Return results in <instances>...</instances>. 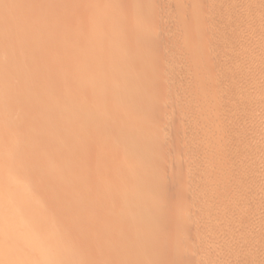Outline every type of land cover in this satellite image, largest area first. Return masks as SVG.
Returning a JSON list of instances; mask_svg holds the SVG:
<instances>
[{"label": "rangeland", "instance_id": "rangeland-1", "mask_svg": "<svg viewBox=\"0 0 264 264\" xmlns=\"http://www.w3.org/2000/svg\"><path fill=\"white\" fill-rule=\"evenodd\" d=\"M20 1H21V4H20ZM57 1V2H56ZM65 1H67V2H65ZM0 0V9L2 8V9H4V10H0V12H3V11H5L6 10V7H10L9 9H10V11L8 10V8H7V11H5L4 13H5V15L7 16V14L8 13H10L11 12V10H13V12H11L10 14L11 15H8V18H10V19H8L7 21L5 20V19H7V18H4V16L5 15H1L0 14V50H1V52H0V101H2V102H0V105L2 106H0V130H2V131H0V150H2L3 151V148H4V146H5V148H9L10 149V151L8 150V149H5L4 148V151L6 150V151H9L8 153H10L11 152V147H14V148H12V149H14L13 150V154L15 155V157H13L14 159L13 160H11V162L12 161H14L16 164H18L19 166H20V168H19V187H20V185L21 186H26V184H30V185H27L28 186V192H31V193H29V195L30 196H27V197H23V198H20V199H22L23 200V202L22 201H20V204L22 205V203H23V208H24V210L27 208V210H25L26 212L27 211H29L28 209H30L31 207H32V212H34L35 214L36 213H41L43 210V212H45V210H47V212H49V214H51L52 215V217H53V219H52V221L54 220V221H57V219H62V220H64V222H63V224H62V222H61V226L60 225H58V227H60V228H62V227H64V228H67L68 227V229H65V230H70V228L72 227V226H74V227H76V224H75V222H73L74 220H73V217L75 218V219H77V220H81L82 219V223H81V227L83 228V230L85 231L84 233H83V235L81 236V240L85 243V244H87V246L86 245H84V247H86V249L85 248H83V254H85V255H87V257H85V260H86V262L84 263V264H102V263H100L101 261L103 262V264L105 263V264H111L112 263V261H113V263L112 264H137V262H138V260H137V262H136V259L134 260V259H130V260H128L127 259V257H126V255L125 254H120L119 253V251L118 250H116V251H113V253H112V251H109V252H111V253H109L108 254V252H107V254L106 253H103V251L102 250H105L104 249V247L106 246V245H108L107 244V241L109 240H111L112 241V239H114V244L113 245H116L117 246V244H118V246H121L122 244L121 243H123V245L128 241V239L130 238L129 236H130V234L129 233H123V234H121L120 235V233L119 232H117L118 230H120V232L122 233L123 232V227H121L120 229H119V226H121V223L123 224L124 223V220H122V218H121V221H119L120 220V218H119V215L120 214H118V216H111L110 215V212H111V210L110 209H113V207H114V209L113 210H115V206H111V207H109V206H106V208L108 209L109 208V210L107 211V209H105V206H104V208H101V209H98V207H97V202H96V198L100 195V192L98 193L99 195H95L94 193H96V191L94 192V190L96 189L94 186L95 185H97V186H99L100 184L99 183H101V180L102 179H104V178H106V177H108L107 175H109V174H106V172L107 173H109L110 172V174H113V172L114 171H118L119 169H120V166L119 165H121L120 163H115V165L113 164V168L112 167H110L109 168V170H107L105 173H104V175L106 174V176H104V177H101V173H98V176L100 177V179H99V177L97 176V173H95V172H97L98 170H99V165H101L100 166V168H101V170H102V165H103V163L105 162L104 161V158H106L107 156H105V155H109L111 152L110 151H112L113 152V146L112 145H114L117 149L118 148H120L121 146H124V145H126L127 144V142L129 141V138L128 137H130V136H134V135H131L130 133L132 132V129L131 128H129L128 130H127V132H125V134H123V132L122 133H118L117 131H118V129H115V131L114 130H112L111 131V133H109V134H111L110 135V137L111 136H113V133L114 134H116V132H117V134H118V137H116V139L117 140H115V143H114V140L113 139H115V138H111V140H112V142H113V144H110L112 147H109V143L107 142V139L109 138H107V135H104V133H103V136L104 137H101V133L97 130V129H99V128H97V127H99L101 124H100V122H99V124H96V123H98V119L96 120V118H101V119H99V121L100 120H104V118H105V120L104 121H102V125H106V124H104V123H111L112 125L111 126H113V127H115V126H117V128H118V124H120V122H119V120H120V118L122 119L123 118V113L124 112H129V110H131V111H133V113H140V111L142 112V113H145V112H143L142 110H146V112L148 111L147 109H149V111L151 112V111H154V110H150L152 107L151 106H153L154 107V105L156 104H161V103H163L164 104V107H163V105H161L162 107H157V106H155V107H157V109L158 108H161L158 112H156L157 114L159 113L160 115L162 114V113H165L167 110H170V109H172L173 111H176V113L178 112V114L182 111V109H184L185 111H189L190 109H188L187 107H190V105L192 106V108H191V110H190V112L193 110V112L191 113V114H189L190 112H188V116H190L189 117V121H190V119L192 120V121H190L191 123H189L190 125L192 124V122H193V127H196V128H198L197 129V131L199 132V134H200V132H204V136H205V133L206 134H210L209 136L208 135H206V136H208L206 139H202V137H203V134L201 133L200 134V136H202V137H200L199 136V138H200V142H201V140H202V142H201V144H198L197 143V141H194L195 139H197V138H195V137H197L196 136V134H194V136H191L190 137V135L189 136H187V137H185L186 139H191L190 141H192V139H193V141L192 142H194L195 143V147L194 148H192L193 149V151L194 150H197L198 151V149L199 150H201V151H204L205 150V153L204 152H202V153H204L205 154V157L204 158H202V156H200L201 158L200 159H203V160H199V162H198V165H199V169H200V167H201V165L199 164V163H201V162H204L205 164L209 161L210 162V164L212 163V169L213 168H216L218 171H216V169H213V173H214V171H215V174L217 173V174H219V173H221L222 175H220V176H218V177H213V175H212V177L211 178H209V176H207V174H204V177H208V179H204V178H202L203 176H200V178H197L196 179V181L197 182H195V180H193V182H192V185L194 184V183H198L197 184V186L196 187H198V188H201V191H200V189H197V191L196 192H201V195L202 194H204V195H202V198H201V200H198L199 199V197H201V195L200 194H196L197 196H196V198H198V199H196L197 201H198V203L195 205L194 204V206L192 205L191 207L192 208H188L189 209V213L193 216V214H195L193 217L194 218H197L196 219V221L198 220V223L197 224H200L201 223V225H202V227L204 226V224H205V226L204 227H206V230H205V228H204V230L203 229H198L199 227H200V225H198V227H195L194 226V228L196 229H194L192 232L194 233V232H197V230H199L198 232V234H194V236L195 237H197V238H195V239H191L192 241H194L195 243H193L192 241H191V244H189L188 245V248L185 246V244H184V246L185 247H183L182 248V244L180 243V244H177L176 242H175V240L179 243V241H178V239H180L179 237H178V234H177V236H174V235H176L175 233H172V235L174 236V238L172 237V235H171V238L173 239V241L171 240V241H169L171 238H169V240H167V238H166V233L164 234H162L161 235V237L160 238H162L163 237V239L164 240H160V238L159 239H157V236L155 235V239H153V237H154V235H150L149 234V237H150V239L148 238V240L149 241H147V238L144 240V239H142V240H139V241H137L138 242V244H143V241H146V242H144V244L142 245V246H144L143 247V249L141 248V254L142 255H144L145 254V257H143L141 260H139V262H138V264H154V262H155V264H184V262L182 263L181 262V260H183V259H185V258H187L188 259V257H189V259H190V256H191V253H189V252H187L188 250H189V248H190V250H192L193 252H195L196 253V256L202 261V259L200 258V253L202 254V255H204L205 254V256H202V257H204V259H203V263L202 264H264V66H261L262 68H261V70H260V75H261V72L263 71V73H262V75L261 76H259L258 77V74H257V77L255 76V74L252 72V71H249V75H246V77H245V81H244V78H242V80L244 81V85H246L247 87H249L248 89H254V88H257V89H259L260 91L258 92V95H260V96H258L259 97V99L257 100V102L255 101V103H256V107H255V103H254V101H253V103H252V101L250 100H247V99H245V98H240V97H238L237 96V94L235 95L234 94V92H233V88H234V86H233V84L235 83L236 84V81H238L239 79L237 78V76L235 75L236 74V72H234V70H233V72H232V74H231V72H228V74H227V72L225 73H222L221 72V74L219 73L218 75H217V72H215L214 73V71H216V67H220L222 64H223V66H224V64L226 65V62L228 61V59H227V57H229V55L231 54V53H236V54H240L238 51H240V52H242V49H238V46H236V44H235V42H236V40L239 38V37H242L241 35L242 34H238V33H240V31H241V33H244V25L243 24H246L245 22H247L246 20H248L249 18L251 19V17L253 18V17H255V16H261V14L264 16V12L262 13V11L264 10V2L262 3L263 4V9L261 8V6H262V4H261V6H258L259 4H257V6L258 7H260L261 9H262V11H261V9H258V7L256 6L255 8H257V11L255 10V9H253V10H251L252 11V13L253 14H256V15H254V16H252V15H250V17L248 18V16H249V14L251 13V12H249V14H248V16L245 14V9L243 8L244 6H245V4H244V6L243 5H241L240 6V4H243V2L245 1V0H234L233 1V3H234V5L235 6H233V4L232 5H230L229 3L227 4L226 2H224L225 0H216V1H214V0H155L154 1V3H156L154 6H155V8H154V6L152 7V0H140L141 2H139V0H127V1H122V0ZM111 3H110V2ZM112 1H114V2H112ZM122 1V2H121ZM133 1V2H132ZM148 1H150V2H148ZM175 2V6H173L174 5V2ZM190 1V2H189ZM210 1H212V3L210 2ZM227 2H230L231 0H226ZM242 1V2H241ZM13 2V3H12ZM18 2H19V4H18ZM59 2H62V3H59ZM84 2V3H83ZM92 2H93V5H92ZM94 2L96 3V4H94ZM130 2V3H129ZM146 2V3H145ZM177 2V3H176ZM181 4H180V3ZM186 2V3H185ZM210 2V4H208ZM232 2V1H231ZM239 2H241V3H239ZM6 3L8 4V5H6ZM36 3H38V4H36ZM50 3H52V4H50ZM66 3V6L64 5ZM69 3V4H68ZM77 3V4H76ZM88 3H89V5H88ZM98 3V4H97ZM146 5H145V4ZM148 3H151V4H148ZM42 4L44 5L43 7H42ZM55 4H57V5H55ZM61 4H62V6H61ZM76 4V5H75ZM81 4V5H80ZM108 4V5H107ZM127 4V5H126ZM144 4V9L141 7V5H143ZM148 4V5H147ZM171 4V5H170ZM182 4H184V5H182ZM191 5V6H189V5ZM237 4V5H236ZM239 4V5H238ZM79 5V7H77ZM83 5H85V6H83ZM138 5V6H137ZM150 5V7H148ZM189 7H188V6ZM35 6V7H34ZM54 6V7H53ZM93 7L92 9H89V10H87L88 8L87 7H89V8H91V7ZM132 6V7H131ZM134 6V7H133ZM146 6L148 7V11L150 12V13H148V11H147V8H146ZM157 6V7H156ZM171 6V7H170ZM255 6V5H254ZM46 7H47V9H46ZM76 7H77V9H76ZM82 7V8H81ZM100 7V8H99ZM105 7V8H104ZM122 7H123V9L125 8V7H129L128 9L127 8H125L124 9V11H122ZM163 7V8H162ZM174 7V8H173ZM193 7V8H192ZM241 7L243 8V9H241ZM12 8V9H11ZM19 8V9H18ZM32 8H33V10H32ZM35 8H36V10H35ZM57 8V9H56ZM81 8V9H80ZM95 8V9H94ZM132 8V9H131ZM152 8V9H151ZM177 8V9H176ZM179 8V9H178ZM185 8V9H184ZM189 8V9H188ZM191 8H192V10H191ZM254 8V7H253ZM43 9V10H42ZM45 9V10H44ZM51 9V10H50ZM53 9V10H52ZM73 9V10H72ZM85 9V10H84ZM105 9V10H104ZM136 9V10H135ZM151 9V10H150ZM163 9V10H162ZM199 9V10H198ZM26 10V11H25ZM66 10V12H64ZM75 10V11H74ZM97 10H98V12H97ZM126 10H128V12L126 11ZM133 10V11H132ZM185 10V11H184ZM186 10H187V12H186ZM260 10V11H259ZM9 11V12H8ZM21 11V12H20ZM23 11V12H22ZM30 11H32V12H30ZM53 11V12H52ZM71 11V12H70ZM85 11V12H84ZM90 12V13H88V12ZM93 12V14H92V12ZM104 11V12H103ZM141 11H143V12H141ZM153 11V12H152ZM193 11V12H192ZM255 13H254V12ZM6 12H7V14H6ZM16 12V13H15ZM25 12V13H24ZM27 12V13H26ZM45 12V13H44ZM80 12V13H79ZM94 12H96V14L94 13ZM103 12V13H102ZM110 12V13H109ZM118 12V13H117ZM134 12V13H133ZM158 12V13H157ZM161 12V13H160ZM195 12H197V13H195ZM261 12V13H260ZM14 13V14H13ZM28 13L30 14V15H28ZM52 13V14H51ZM73 13V14H72ZM75 13V14H74ZM83 13V14H82ZM88 13V14H87ZM100 13V14H99ZM114 15H113V14ZM132 13V14H131ZM141 13V14H140ZM147 13V14H146ZM153 13H155V14H153ZM182 13V14H181ZM230 13V14H229ZM251 13V14H252ZM259 13V14H258ZM21 14V15H20ZM23 14V15H22ZM32 14V15H31ZM36 16H35V15ZM40 14V15H39ZM55 14V15H54ZM58 14V15H57ZM107 14V15H106ZM126 16H125V15ZM137 14V15H136ZM138 14H139V16H138ZM151 14V15H150ZM159 14V15H158ZM198 14V15H197ZM246 15V17H242V15ZM13 15L14 16H16V17H13ZM19 15V16H18ZM50 15H52V16H50ZM88 15V16H87ZM90 15V16H89ZM179 15H181V17L179 16ZM196 15V16H195ZM241 15V16H240ZM23 16V17H22ZM26 16H28V17H26ZM38 16V17H37ZM47 16V17H46ZM56 16H58V17H56ZM73 16H75V17H73ZM113 16V17H112ZM115 16H116V18H115ZM124 16V17H123ZM177 16V17H176ZM195 16V17H194ZM238 16H240V17H238ZM13 17V19L15 18L16 20H15V22L17 21L18 22V20H19V22L17 23H15V24H10L11 26H9L8 24L10 23V22H8L9 20L11 21V23H12V21L13 20H11V18ZM23 19H22V18ZM63 17V18H62ZM70 18V19H68V18ZM72 17V18H71ZM80 17V18H79ZM87 17L89 18V19H87ZM120 19H119V18ZM128 19H127V18ZM148 19H147V18ZM237 17H238V19H237ZM33 18V19H32ZM79 18V19H78ZM94 18V20H92ZM145 18V19H144ZM163 19V21H162V19ZM195 18H196V20H195ZM215 19L214 21H215V23H214V21H213V19ZM240 18V19H239ZM243 18V19H242ZM245 18V19H244ZM18 19V20H17ZM54 19V20H53ZM124 19H127V20H124ZM133 19H135V20H133ZM142 19V20H141ZM216 19H218V20H216ZM261 20H262V17L260 18ZM2 20V21H1ZM30 20H32V21H30ZM39 20V21H38ZM48 20V21H47ZM57 20H58V22H57ZM62 20H64L63 22H62ZM69 20V21H68ZM73 20V21H72ZM75 20V21H74ZM88 20V21H87ZM100 20V21H99ZM130 20L132 21V22H130ZM159 20L160 21H162L163 22V24H162V27H161V22H159ZM212 20V21H211ZM233 20V21H232ZM241 20H243L242 22H244V23H242L241 24V22L240 21ZM263 20H264V17H263ZM6 21V22H5ZM50 21V22H49ZM54 21V22H53ZM56 21V22H55ZM95 23H94V22ZM157 21V22H156ZM205 21V22H204ZM225 21V22H224ZM235 21V22H234ZM14 22V21H13ZM24 23V25H23V23ZM48 23V24H46L45 25V23ZM69 22H70V24H69ZM84 23V24H82L81 25V23ZM154 22V23H153ZM156 22V23H155ZM158 22L160 23V25L158 26ZM208 22V27H207V24H205V23H207ZM211 22H213V23H211ZM224 22V23H223ZM232 24H231V23ZM238 22H240V23H238ZM5 23V24H4ZM8 23V24H7ZM59 23H60V25H59ZM63 23V24H62ZM78 23V24H77ZM130 25H129V24ZM133 23V24H132ZM213 24L214 25V27L212 26V28H210L211 26V24ZM227 23H229V24H227ZM264 23V22H263ZM43 24V25H42ZM75 24V25H74ZM97 24V25H96ZM154 24H156V28H155V26H154V28H152V25H154ZM205 24V25H204ZM210 24V25H209ZM223 24H225V26L223 25ZM227 24V25H226ZM238 24V25H237ZM49 25V26H48ZM79 25V26H78ZM95 25V26H94ZM99 25H102V26H99ZM126 25V26H125ZM132 25V26H131ZM231 25V26H230ZM234 25H236V26H234ZM243 26V27H241V26ZM7 26V27H6ZM68 26V27H67ZM73 26H75L74 28H73ZM126 27V29H125V27ZM137 26V27H136ZM264 26V25H263ZM263 26L262 27H260L261 29L263 28ZM46 27V28H45ZM106 27V28H105ZM116 27V28H115ZM158 27V28H157ZM161 27V28H160ZM228 27H230L229 29H228ZM16 28V29H15ZM25 28V29H24ZM58 28V29H57ZM78 28V29H77ZM86 28V29H85ZM88 28V29H87ZM92 28V29H91ZM103 28H105V29H103ZM115 28V29H114ZM234 28V29H233ZM239 28H240V30H239ZM34 29V30H33ZM45 29V30H44ZM94 29V30H93ZM99 29H101V30H99ZM122 31H120V30ZM144 30L145 32H147V35H149L151 38H152V36L154 37H156L157 35V39L158 40H156L157 42H158V44H157V42H156V44L155 45H157L158 47H157V49H156V46L154 45V46H152L151 44V46H149L148 44H145V43H142V41H143V37H140V36H142V34H141V31L142 30ZM153 29V30H152ZM155 29V30H154ZM159 29V30H158ZM235 31H233V30ZM32 30V31H31ZM40 30V31H39ZM63 30V31H62ZM66 30V31H65ZM80 30H81V32L82 33H80ZM91 30H93V31H91ZM126 30V31H125ZM263 30H264V28H263ZM20 31V32H19ZM57 31H58V33H57ZM73 31V32H72ZM78 31V32H77ZM97 33H96V32ZM155 31V32H154ZM158 33H157V32ZM9 34H8V33ZM19 32V33H18ZM33 32H35V33H33ZM46 32V33H45ZM53 32V33H52ZM76 34H75V33ZM94 34H93V33ZM108 32H110L109 34H108ZM231 32V33H230ZM264 32V31H263ZM2 33H4V34H2ZM12 33V34H11ZM100 33V34H99ZM105 33V34H104ZM124 33V34H123ZM135 33V34H134ZM140 33V34H139ZM154 33H156V35H154ZM234 33V34H233ZM7 34H8V36H7ZM20 34H21V37H20ZM27 34V35H26ZM42 34H44V35H42ZM55 34V35H54ZM59 34V35H58ZM63 34V35H62ZM81 34V35H80ZM236 34V35H235ZM3 35V36H2ZM11 35V36H10ZM17 35H19L18 37H17ZM56 35H57V38H56ZM88 35V36H87ZM116 35H117V37H116ZM119 35V36H118ZM126 37H125V36ZM2 36V37H1ZM13 36H14V38H13ZM23 36V37H22ZM41 36V37H40ZM68 36V37H67ZM261 37H262V35H260ZM34 37V38H33ZM39 37V38H38ZM42 37H44L43 39H42ZM47 37V38H46ZM76 37V38H75ZM160 37V38H159ZM18 38V39H17ZM26 38H27V40H26ZM29 38V39H28ZM40 38H41V40H40ZM47 40H46V39ZM61 38V39H60ZM65 38V39H64ZM79 40H78V39ZM84 38V39H83ZM123 38H125L126 40H130L129 42L131 43V44H133L132 43V41L131 40H133V42L134 41H136L135 43L137 44V46H138V48L139 49H137L136 47V45L135 44H133V45H129V46H127L128 45V43H127V41L126 40H124ZM128 38V39H127ZM141 39V40H139V39ZM155 38V39H156ZM21 39V40H20ZM25 39V40H24ZM56 39V40H55ZM68 39H70V40H68ZM77 39V40H76ZM118 39L119 40H123V41H121V43L122 42H125L124 44L122 43V45H120L121 43H120V41H119V45L120 46H123V48L122 49H117V43H118ZM138 39V40H137ZM2 40L5 42V44L2 42ZM40 40V41H39ZM76 40V41H75ZM110 40V42L112 43V44H110V43H108V41ZM115 42H114V41ZM117 40V41H116ZM159 40H160V42H159ZM13 41V42H12ZM27 41V42H26ZM53 41V42H52ZM59 41V42H58ZM67 41V42H66ZM71 41V42H70ZM78 41V42H77ZM99 41H102V43L101 44H99L100 42ZM113 41V42H112ZM167 41V42H166ZM170 41V42H169ZM262 42H264V33H263V39L261 40ZM31 44H30V43ZM43 42V43H42ZM96 42V43H95ZM141 44H140V43ZM144 42V41H143ZM165 44H164V43ZM29 43V44H28ZM57 43V44H56ZM95 43V44H94ZM108 43V44H107ZM180 43V44H179ZM14 44V45H13ZM39 44V45H38ZM49 44H50V46H49ZM60 44V45H59ZM69 44V45H68ZM99 44V45H98ZM117 44V45H116ZM125 44H127L126 46H124ZM138 44H140V45H138ZM164 44V45H163ZM167 44V45H166ZM172 44H173V47H172ZM34 45H36V46H34ZM46 45V46H45ZM55 45V47H53L52 48V46H54ZM65 45V46H64ZM72 45V46H71ZM93 45V46H92ZM112 45H115V47H113ZM171 47H169V46ZM177 45V46H176ZM178 45H179V47H178ZM27 46V47H26ZM32 47L31 49H30V47ZM71 46V47H70ZM83 46V47H82ZM95 46V47H94ZM130 46H132V50H133V52H134V54H131L132 53V51H131V47ZM134 46V47H133ZM162 46V47H161ZM2 47L4 48V49H2ZM43 47V48H42ZM45 47V48H44ZM48 47V48H47ZM57 47V48H56ZM65 47H67V48H65ZM84 47H85V49H84ZM94 47V48H93ZM119 47V46H118ZM6 48V49H5ZM34 48V49H33ZM42 48V49H41ZM52 48V49H51ZM63 48V49H62ZM82 48V49H81ZM111 48H113L114 50H112ZM163 48H165V49H163ZM173 48V49H172ZM55 51H54V50ZM59 49H61V50H59ZM74 49V50H73ZM76 49V50H75ZM79 49H81V50H79ZM90 49V50H89ZM111 49V50H110ZM125 49V50H124ZM127 49V50H126ZM134 49H136L135 51H134ZM168 49H171L172 50V54H173V58L171 57L170 58V56H172V54H171V51H170V55H169V59L170 60H168V62H167V60L165 59V61L163 62V63H165L166 62V64H164L163 66H164V69L167 67L166 65L169 63V61H171L170 63H172V61H175L176 59L174 58L175 57V55L176 56H178L177 58V62L175 61V63H176V65L178 66V67H180V68H182L183 66H185V67H183L182 68V70H180V68H178L177 67V69H173L174 67H175V63L173 62L172 64L173 65H170V67L172 66V68H166V69H172L174 72H176V70L178 71H180L181 73H182V75H181V73L179 72V74L178 75H180L181 77H179L178 75H176L175 77H176V79H177V83H176V81H174V80H176L175 79V77L173 78V79H171V78H169L170 80H168V82H166L167 84L166 85H168V83L169 82H171V80H173L172 82H171V85L173 84V82H175V84L177 85V84H179V83H181L180 84V87L181 86H184V87H181V90H180V88L179 87H177L175 84H173V87L170 85L169 87L170 88H168V86H167V88H165V87H161V85L159 86V89H161V88H164L165 89V94H160V96L162 97V98H168L167 99V102H166V99L164 100L166 103H164V101H161V100H157V96H158V93H161L160 91H158L159 89L158 88H156V90L158 91V93H156L157 94V98H155L154 100H153V103L155 102V104H153V103H151L152 102V99L151 100H147L146 102H145V105H144V103L142 104L143 106H141L140 105V107H139V109L138 108H135V109H133L132 110V108L131 107H129L127 104L125 105L124 103H121V105L120 104H118V106H116V104H114L116 107H113V105H110V102H109V108H103L104 106H107L108 105V103H106L107 101L106 100H111V98H109V97H111V96H108L107 94H106V96H103V94H101L100 96H102V97H100V100L101 101H99V99H97V96H95L94 95V91H93V87L95 88V85H92V83L90 84V85H92L91 86V88H92V92L90 91V90H88L87 88H85V94L88 96L89 94H90V92L92 93L90 96H86L85 94H83V92H81L82 93V95L85 97V98H83V96L81 95V94H79V95H81V97H82V100L84 99V101H87L86 103H89L90 104V106H92V103H90V102H93L94 104H93V106H92V108L91 109H94V106L95 107H98V108H100V109H98V108H96V111H98L95 115H93V118H91V120H87L86 122H83V120H82V118L80 117V118H77V119H75V118H73L72 117V114H71V119L68 117V114H67V116H65L64 114L62 115V113H63V111H65L64 110V108H61V107H65V105L66 106H68L69 104H70V106L69 107H71V105H72V107L74 106V104H75V106L76 105H78V106H76V107H74L75 108V110H79L80 108H81V106L83 107V105L84 106H86L87 104L85 103V102H83L82 101V103H84V104H80L79 105V101H81V99L80 100H78L79 98H80V96L78 97V95H73V96H71L70 98H68L67 99V96L66 95H70V92H71V94H75V93H77V92H75L73 89H77V90H79V91H83V89L82 88H84V87H87V86H82V84L80 83L81 82V80L80 79H82V78H78L79 76H81V74H79L78 75V77H75L76 79L78 78V80H77V82H76V80L74 79V78H72V76H70V73H71V70H72V72H74V69H76L77 68V71H79V73L80 72H82V70H85L86 68H87V70H88V68L89 67H87L88 65H90L91 67H90V69H92V64L96 61V62H99L98 64L99 65H101V67L103 68V71H104V73L101 71L102 70V68H101V70L99 71L98 70V73H97V71L95 72L94 71V74H96V76H98L97 74H99V76H102V75H104V76H102L101 78L99 77V79H102V78H107L108 79V76L109 77H113V75H114V72H115V75H117L116 77H118L119 79H120V77L121 76H123V77H121V80L120 81H122L123 79H125L126 78V80H127V78H131V76H133L132 74H134V71L136 70H134V67H133V69H132V66H130L131 64H130V62L131 61H129V63H127L126 64V58L128 57V56H130V59H128V60H132V62L135 60L134 58L136 57V56H139V55H141V58H142V56L144 57H146V55L147 56H151V57H154V56H156L157 57V55L159 56L160 55V53L162 54H164L166 51H168ZM176 49V50H175ZM191 49V50H190ZM5 50V52H3V51ZM28 50V51H27ZM77 50H78V53H77ZM112 52L113 51V53H111L110 54V51ZM173 50H174V52H173ZM193 50H194V52H193ZM211 50V51H210ZM30 51V52H29ZM48 51V52H47ZM70 53H69V52ZM75 51V52H74ZM127 51H129V52H131V53H129V52H127ZM155 51V52H154ZM165 51V52H164ZM168 51V52H169ZM184 51V52H183ZM189 53H188V52ZM207 51V52H206ZM236 51V52H235ZM253 53H255L256 52V49H254L253 48V50H251ZM50 52V53H49ZM55 52V53H54ZM73 52V53H72ZM107 52H109V56H108V54H107ZM158 52H160L159 54H157ZM167 52V53H168ZM211 52H212V54H211ZM251 52V53H252ZM44 55H43V54ZM58 53H59V55H58ZM126 53H129V54H131L132 56H134L135 55V57H132L131 55H125ZM137 55H136V54ZM167 53H165V56H166V54ZM208 53H209V55H208ZM213 53H215V54H213ZM100 54V55H99ZM154 54V55H153ZM204 54V55H203ZM103 55V56H102ZM105 55H107L106 57H105ZM167 55V56H168ZM197 55V56H196ZM211 55V56H210ZM214 57H213V56ZM216 55H218V56H216ZM222 55V56H221ZM44 56V57H43ZM58 56V57H57ZM224 56V57H223ZM225 56H226V58H225ZM241 56V55H240ZM239 55L237 56L236 55V57H240ZM65 57V58H64ZM72 57V58H71ZM83 57V58H82ZM101 57H104V58H102L103 59V61L102 62H104V59H105V63H106V66H105V64L104 63H102V62H100L101 61ZM122 57L124 58V59H122ZM126 57V58H125ZM133 59H132V58ZM140 57V56H139ZM182 57V58H181ZM203 57V58H202ZM223 57V58H222ZM235 57V58H236ZM40 58V59H39ZM42 58V59H41ZM43 58H44V60H43ZM75 58V59H74ZM167 58V59H168ZM215 58V60H212V59H214ZM220 58V59H219ZM52 59V60H51ZM54 59V60H53ZM76 59H78V60H76ZM92 59V60H91ZM93 59H94V61H93ZM121 59H122V61H121ZM171 59H173V60H171ZM175 59V60H174ZM221 59L223 60V62H225V63H222V61H221ZM225 59H227V60H225ZM37 60V61H36ZM58 60V61H57ZM63 60V61H62ZM64 60H66V61H64ZM72 60V61H71ZM73 60L75 61V63L73 62ZM85 62H84V61ZM98 60V61H97ZM210 60V61H209ZM225 60V61H224ZM52 61V62H51ZM53 61H55L56 62V64L53 62ZM87 61V62H86ZM150 61V60H149ZM148 61V63H150ZM216 63H215V62ZM219 61V62H218ZM49 62V63H48ZM59 62H60V64H59ZM64 62V63H63ZM82 62V63H81ZM124 65V64H126L125 66H123L121 63ZM128 62V61H127ZM210 62V63H209ZM218 62V63H217ZM220 62L222 63L221 65H220ZM42 63H43V66H42ZM47 63V64H46ZM66 63V64H65ZM69 63V64H68ZM73 63V64H72ZM80 63V64H79ZM85 63V66L83 65ZM107 63H108V66H107ZM112 63V64H111ZM117 63H119V65H115V64H117ZM151 63H153V61L151 60ZM162 63V62H161ZM160 63V64H161ZM162 63V64H163ZM227 63H230V64H233L232 62H230V60H229V62H227ZM62 64H63V66H62ZM73 66H72V65ZM77 66H76V65ZM97 64V63H96ZM95 63H94V65H96ZM133 64V63H132ZM186 64V65H185ZM205 64H207L206 66H205ZM217 64V65H216ZM64 65H65V67H64ZM81 65H83L82 67H81ZM121 65V67H119ZM181 65V66H180ZM190 65V66H189ZM191 65H192V68H190L191 67ZM209 65V66H208ZM216 65V66H215ZM228 65V64H227ZM262 65H263V62H262ZM59 66H61V69H60V67ZM67 66V67H66ZM103 66H105V67H103ZM113 66V67H112ZM131 67V68H129V72H128V70L127 71H125L126 69H128L127 67ZM135 66V65H134ZM163 66H161L162 67V69H163ZM169 66V65H168ZM211 66V67H210ZM56 67V68H55ZM80 69H82L81 71L80 70H78L79 68ZM83 67H84V69H83ZM93 67H95V66H93ZM99 67V66H98ZM136 67V66H135ZM187 67H188V69H187ZM47 68V69H46ZM51 68H53V69H51ZM110 68V69H109ZM115 68V69H114ZM119 70H118V69ZM123 68L125 69V70H123ZM158 68H160V67H158ZM176 68V67H175ZM186 68V69H185ZM206 68H208V69H206ZM215 70H214V69ZM2 69V70H1ZM43 69V70H42ZM60 69V72L59 71H56V70H59ZM63 69V71H64V73H68V72H70V73H68V74H64V73H62V70ZM109 71V72H107V70ZM114 69V70H113ZM132 69V70H131ZM184 69V70H183ZM4 70V71H3ZM41 70V71H40ZM86 70V71H87ZM94 70V69H93ZM155 70H156V68H155ZM155 70H150V73H153V74H155V72L157 71H155ZM169 70V71H170ZM171 70V71H172ZM186 70V71H185ZM211 70V71H210ZM37 71V72H36ZM40 71V72H39ZM53 73H52V72ZM65 71H67V72H65ZM77 71H75L74 73H76ZM117 71V72H116ZM119 71H122V72H124V74L122 73V72H120L119 73ZM131 71H133V73L131 72ZM185 71V72H184ZM198 71V72H197ZM50 72V73H49ZM58 74V76H57V74ZM84 72V71H83ZM100 72H101V74H100ZM148 72H149V70H148ZM147 72V75L149 74ZM184 72V73H183ZM187 72V73H186ZM206 72V73H205ZM209 72V73H208ZM4 73V74H3ZM48 73V74H47ZM61 73L63 74V77L64 76H66V77H64V78H62V79H59V78H57V77H59V75H60V78H61ZM111 73V74H110ZM116 73H119L121 76H119V74H116ZM126 73V74H125ZM130 73H132L131 75H130ZM213 73V74H212ZM2 74V75H1ZM55 75V76H53V77H51V75ZM161 74V73H160ZM207 74V75H206ZM41 75V76H40ZM46 75V76H45ZM69 75V76H68ZM71 75H72V73H71ZM74 76H76L77 75V73L76 74H73ZM112 75V76H111ZM125 75V76H124ZM150 75V74H149ZM162 75V74H161ZM73 76V77H74ZM128 76V77H127ZM151 76V75H150ZM183 76H185V77H183ZM189 76V77H188ZM220 76V77H219ZM234 76V77H233ZM236 76V77H235ZM3 79H2V78ZM48 77V78H47ZM68 77V78H67ZM125 77V78H124ZM179 77V78H178ZM192 77V78H191ZM193 77H195V79L193 78ZM208 77H210V78H208ZM71 78L75 81H72L71 80ZM114 78H115V76H114ZM113 78V79H114ZM168 78V77H167ZM166 78V79H167ZM185 78V79H184ZM192 79V80H190V79ZM216 78V79H215ZM261 78H262V81H261ZM49 79V80H48ZM112 79V80H113ZM165 79V80H166ZM182 79L184 80V81H182ZM206 79V83H208V81H209V83H211L210 85L209 84H206V83H204V84H202L203 82H205L204 80ZM238 79V80H237ZM55 80V81H54ZM96 80H98L97 79V77H96ZM111 79H110V81L111 82H113ZM187 80H189V81H187ZM210 80H211V82H210ZM241 80V79H240ZM260 82H259V81ZM67 81V82H66ZM69 81L71 82H73V86H74V88H72V87H68L67 85H69L70 83H69ZM107 81H109V79L107 80ZM125 81V80H124ZM153 81V80H152ZM167 81V80H166ZM181 81V82H180ZM187 81V82H186ZM64 82H66V83H64ZM93 82H96L95 81V79H93ZM111 82H110V85H111ZM117 82V81H116ZM142 82V88H139V87H137V89H138V93H140V95L137 93V97L139 96V97H142V95H144V93H146L147 92V94H149V91L151 92L152 91V89H154L155 87H158L157 85H159V84H154V83H156L155 81H154V83L153 82H148V80H147V82H146V80H143V81H141ZM179 82V83H178ZM183 82V83H182ZM184 82H186V85H185V83ZM80 83V85H78ZM146 83V84H145ZM148 83V84H147ZM151 83V84H150ZM157 83H159V82H157ZM188 83H190V84H188ZM194 83V84H193ZM197 83H201L200 85H198ZM213 83H214V85H213ZM232 83V84H231ZM51 86H50V85ZM59 84V85H58ZM62 84H67L66 85V88H65V86L63 85L62 86ZM77 85L79 88H80V86L82 87V88H80V89H78V88H76L77 86H75V85ZM113 84H117V83H115V81H114V83ZM112 84V85H113ZM192 84H193V87L195 88V86H197L196 87V90H194L193 89V87H191L192 86ZM234 84V85H235ZM9 85V86H8ZM55 85V86H54ZM72 85V84H71ZM90 85H89V87H90ZM145 85V86H144ZM156 85V86H155ZM165 85V83H164V85L163 86H166ZM189 85V86H188ZM195 85V86H194ZM202 85L205 87L204 88V90L203 89H201V87H202ZM206 85L208 86L209 85V87L211 88H207L206 87ZM5 86V87H4ZM11 86V87H10ZM14 86V87H13ZM148 88H147V87ZM151 86V87H150ZM177 88H176V87ZM200 86V87H199ZM48 87V88H47ZM63 88L64 87V89L62 90L61 88ZM145 87V88H144ZM150 87V88H149ZM171 87H172V89H171ZM186 87V88H185ZM191 87V88H190ZM214 87H216V88H214ZM69 88V90L67 91V89ZM90 88V89H91ZM107 88V87H106ZM188 88H189V90H188ZM5 90V91H3V90ZM7 89V90H6ZM51 89V90H50ZM55 89V90H54ZM87 89V90H86ZM97 89V88H96ZM147 89L149 90V91H147ZM151 89V90H150ZM170 89L172 90V92L169 94V93H167L168 92V90L170 91ZM178 89V90H177ZM192 91H191V90ZM201 89V90H200ZM207 89V90H206ZM214 91H213V90ZM76 90V91H77ZM139 90H143L142 91V93H141V91H139ZM155 90V89H154ZM191 93V96H189L190 95V93L188 92V91ZM206 90V91H205ZM220 90V91H219ZM65 92V94H64V92ZM78 91V92H79ZM97 91H98V89H97ZM194 91V92H193ZM199 91V92H198ZM210 91V92H209ZM217 91V92H216ZM3 92V93H2ZM59 92V94H57ZM61 92L64 94V96L61 94ZM66 92H68V93H66ZM73 92H75V93H73ZM88 92V93H87ZM182 92V93H181ZM187 92L189 93V94H187ZM195 92H196V94H195ZM198 92V93H197ZM80 93V92H79ZM153 93H155V91H153ZM176 93V94H175ZM185 93L187 94V96L185 95ZM194 93V94H193ZM4 94V95H3ZM55 94V95H54ZM57 94V95H56ZM61 94V95H60ZM78 94V93H77ZM152 94V93H151ZM169 94V97L167 96ZM175 94V95H174ZM177 94H180V95H177ZM181 94H182V96H181ZM193 94V95H192ZM198 94V95H197ZM184 95V96H183ZM47 96V97H46ZM66 96V97H65ZM93 96H95V100H93L92 101V99L90 100V102H89V100H87L89 97H93ZM149 96H151L150 94H149ZM167 96V97H166ZM172 96H174L173 98H175V96L176 97H178V98H180V100L178 99V98H175V99H177V101L179 100V102H175L174 101V104L175 105H177V104H180V106H181V110H180V112H179V110L177 111V110H175L176 108H177V106H175L174 104H172L173 103V99L170 101V99H171V97ZM180 96V97H179ZM197 96V97H196ZM3 97V98H2ZM14 97V98H13ZM50 97V98H49ZM64 97V98H63ZM69 97V96H68ZM73 97V98H72ZM77 97H78V99H77ZM262 97V98H261ZM2 98V99H1ZM7 98H8V100H7ZM11 98V99H10ZM17 98V99H16ZM55 98V99H54ZM56 98H62V101H63V99H64V101L62 102L63 104H65V105H63L62 106V104H60V107H59V102L60 101H58V103H57V101H56ZM87 98V99H86ZM152 98H153V96H152ZM160 98V97H159ZM170 98V99H169ZM183 98V99H182ZM194 98V99H193ZM212 98V99H211ZM240 98L241 99V101H238V99ZM6 99V100H5ZM44 99L46 100V101H44ZM54 101H53V100ZM60 99H57V100H60ZM74 99V100H73ZM94 99V98H93ZM136 99V98H135ZM139 99V98H138ZM174 99V100H175ZM245 99V100H244ZM68 100V101H67ZM70 100H72L71 102H72V104H71V102H69ZM106 102H105V101ZM158 102H157V101ZM169 100V101H168ZM182 100V101H181ZM260 100V101H259ZM11 101H13V102H11ZM75 101H78L79 103L78 104H76V102ZM97 102V104H96V102ZM98 101H99V103H98ZM102 101H104V102H102ZM148 101H151L150 103L148 102ZM248 101V102H247ZM6 102V104H4ZM43 102V103H42ZM54 102H56V104H54ZM75 102V103H74ZM148 102V103H147ZM169 102V103H168ZM170 102H171V104H170ZM195 102V103H194ZM246 102V103H245ZM12 103V104H11ZM53 103V104H52ZM101 103L103 104V103H105L104 104V106H102L101 105ZM177 103V104H176ZM190 103V104H189ZM192 103V104H191ZM240 103V104H239ZM251 103H252V105L254 106H252L251 105ZM45 104V105H44ZM49 104V105H48ZM58 104V106L57 107H59V108H61V109H59V108H57L56 107V105ZM86 104V105H85ZM88 104V105H89ZM96 104V105H95ZM148 104V106H146ZM149 104L151 105V106H149ZM169 104V105H168ZM189 104V105H188ZM196 104V105H195ZM244 104V105H243ZM248 106V107H246V105ZM6 105V107H5V109H3V107ZM9 105H11V107L9 106ZM41 105V106H40ZM87 105V106H88ZM171 105H174L172 108H169V109H167V107H169V106H171ZM243 105V108L245 109L244 111H243V109H242V106ZM10 108H9V107ZM37 106H38V108H37ZM44 106H45V108H44ZM86 106V107H87ZM100 106V107H99ZM128 106V107H127ZM144 106H146V108L144 109L143 107ZM166 106V107H165ZM185 106V107H184ZM195 106L197 107L196 109H193V108H195ZM245 106V107H244ZM57 109H56V108ZM71 107V108H72ZM78 107V108H77ZM102 107V108H101ZM108 107V106H107ZM148 107V108H147ZM184 107V108H183ZM35 108V109H34ZM52 108V109H51ZM55 108V109H54ZM67 108V107H66ZM74 108H72L73 110H74ZM128 108V109H127ZM164 108V109H163ZM174 108V109H173ZM186 108V109H185ZM200 108V109H199ZM248 108V109H247ZM6 109H7V111H6ZM153 109V108H152ZM157 109L155 108V111H157ZM166 109V110H165ZM180 109V108H179ZM188 109V110H187ZM199 109V110H198ZM4 110V111H3ZM14 112H13V111ZM53 110V111H52ZM58 110H62L61 112L60 111H58ZM165 110V111H164ZM198 110V111H197ZM12 111V112H11ZM47 111V112H46ZM49 111V112H48ZM52 111V112H51ZM54 111H57V112H55V114H54ZM136 111H139V112H136ZM154 111V112H155ZM163 111V112H162ZM195 111L197 112V113H195ZM234 111H236V112H234ZM36 112V113H35ZM162 112V113H161ZM182 112H184V111H182ZM181 112V113H182ZM4 113H5V115H4ZM43 113V114H42ZM59 113H61V115H59ZM66 113H69L70 114V111L68 112V110H67V112ZM65 113V114H66ZM129 113H131V112H129ZM175 113V112H174ZM180 113V114H181ZM235 115H234V114ZM46 114V115H45ZM51 114V115H50ZM57 114V115H56ZM112 114V115H111ZM119 114V115H118ZM194 116H193V115ZM7 115V116H6ZM38 115V116H37ZM116 115V116H115ZM174 115H176V114H174ZM192 115V116H191ZM196 115V116H195ZM44 116V117H43ZM46 116H47V118H46ZM58 116V117H57ZM60 116V117H59ZM62 116V117H61ZM70 116V115H69ZM98 116V117H97ZM108 116V117H107ZM119 116V117H118ZM122 116V117H121ZM178 115H176V116H174V117H177ZM231 116V117H230ZM8 117V118H7ZM43 117V118H42ZM52 117V118H51ZM66 117V119L65 120H63L64 118ZM95 117V118H94ZM116 119H115V118ZM195 118L194 120L196 121V122H198V123H196L195 121H193V119L192 118ZM49 118V119H48ZM51 118V119H50ZM58 118V119H57ZM69 118V119H68ZM108 118V119H107ZM199 118V119H198ZM227 118V119H226ZM232 118V119H231ZM16 119V120H15ZM60 119V120H59ZM73 119H75L76 120V122L78 123V125L76 126V124H75V126L74 127H77V128H75V129H73V127L71 126L72 124V122L70 123L71 125H69V126H71L70 128H72L73 129V132L71 131V129L70 128H68V125L66 126V123L67 124H69V122L70 121H72ZM78 119H80L81 121H79L78 122ZM92 119H93V121H92ZM94 119H95V121H94ZM113 119V121H111ZM134 119V118H133ZM177 119H179V117H177ZM176 118H174V120L175 121H177L178 122V120H177ZM185 120L183 121V120H181L182 121V123L184 124V125H186L189 121H188V117H187V119L186 118H184ZM55 120V121H54ZM69 122H68V121ZM74 120V121H75ZM106 120H108V122L106 121ZM174 120L172 121L173 122V125H175V122H174ZM198 120V121H197ZM73 121V122H74ZM106 121V122H105ZM186 121V122H185ZM188 121V122H187ZM236 121V122H235ZM4 122V123H3ZM52 122V123H51ZM55 122H57L58 123V125H59V123H61L59 126H57L56 127V125H55ZM83 122V123H82ZM90 122H93V123H91V125L93 124V126L95 127V125H96V127L95 128H97L96 129V131L97 132H99V133H97V132H95L96 134H99L98 136H95L96 134L94 133H90L89 131H87L89 128V130H93L94 129V131H95V128H91V125L89 126V124H90ZM94 122H95V124H94ZM118 122V123H117ZM136 122V123H135ZM140 122V120L139 119H135V120H132V123H131V125H136V124H138ZM147 123L145 124V122H144V124L145 125H147V127L149 126L148 124L150 123V125H151V122H149L148 123V121H146ZM171 122V123H172ZM13 123V124H12ZM45 123V124H44ZM53 123H54V125H53ZM56 123V124H57ZM87 123H89V124H87ZM180 122H178V124H179ZM196 123V124H195ZM47 124H48V127L47 128H45L46 126H47ZM50 124L52 125V126H50ZM63 124H65V126L63 125ZM163 124H164V127H165V122L164 123H162L161 125L163 126ZM239 124V126H237ZM44 125V126H43ZM63 125V126H62ZM155 125H157V124H155ZM160 125V124H159ZM158 125V126H159ZM167 125V124H166ZM171 125V124H170ZM181 125L182 124H180L179 126L181 127ZM188 125V124H187ZM189 125V126H190ZM195 125H197V126H195ZM235 125V126H234ZM81 126L83 127V126H85V127H83V128H81ZM172 126V125H171ZM171 126H169V128H171ZM192 126V125H191ZM234 126V127H233ZM6 127V128H5ZM9 127V128H8ZM50 127V128H49ZM66 127V128H65ZM80 127V128H79ZM89 127V128H88ZM101 127V126H100ZM113 127H110V128H113ZM166 127H168V126H166ZM174 128L175 127H177L178 128V125H177V123H176V125L175 126H173ZM233 127V128H232ZM49 128V129H48ZM80 130H79V129ZM102 128H104V127H102ZM243 128V129H242ZM8 129V130H7ZM13 129V130H12ZM18 129V130H17ZM43 129V130H42ZM45 129V130H44ZM66 129V130H65ZM67 129L68 130H70L69 132H71V133H69L68 131H67ZM114 129V128H113ZM200 129V130H199ZM233 129V130H232ZM242 130V133H245V134H243V140H242V136H241V140H242V142L245 144V145H243V147L242 146H240V147H238V146H236V139H235V133L238 131V130ZM11 130V131H10ZM75 130H77L76 132H77V134H76V132H75ZM81 130H82V134L81 135H78L79 133H81ZM84 130V131H83ZM102 129L100 128V131H101ZM130 130V131H129ZM236 130V131H235ZM240 130V131H241ZM78 131H80L79 133H78ZM86 131L88 132V133H90V134H87L86 133ZM114 131V132H113ZM208 131V132H207ZM246 131V132H245ZM9 132H10V134H9ZM15 134H14V133ZM75 132V134L77 135V136H79L78 138H77V140L75 139L77 136H75L73 133ZM197 132V133H198ZM12 133V134H11ZM66 133V134H65ZM138 133V132H137ZM60 134H62L61 136H59ZM73 134V135H72ZM86 134V135H85ZM106 134V133H105ZM108 134V133H107ZM117 134L116 135H114V137L115 136H117ZM121 136H120V135ZM198 134V135H199ZM12 135V136H11ZM65 137H64V136ZM72 135V136H71ZM127 135H128V137H127ZM130 135V136H129ZM191 135H193V134H191ZM14 136H16V137H14ZM100 136V137H99ZM109 136V135H108ZM245 136V137H244ZM62 137V138H61ZM64 137V138H63ZM94 137V138H93ZM183 137V136H182ZM70 138V139H69ZM79 138H81V139H79ZM83 138V139H82ZM90 138H92V139H90ZM100 138H103V139H100ZM120 140H119V139ZM126 140V141H124V139ZM184 137L183 138H181V139H185ZM73 139V140H72ZM85 139V140H84ZM180 139V138H179ZM185 139V140H186ZM188 139V140H189ZM235 139V140H234ZM17 140V141H16ZM81 140V141H80ZM104 140H105V143H104ZM122 140L124 141V144H123V142H122ZM164 140V139H163ZM184 140V141H185ZM205 140V141H204ZM234 140V141H233ZM76 141V142H75ZM90 141V142H89ZM97 143H96V142ZM118 141V142H117ZM172 141V140H171ZM247 141H250V142H247ZM4 142V143H3ZM6 142V143H5ZM13 142V143H12ZM72 142V143H71ZM77 143V144H75V143ZM103 142V143H102ZM107 142V143H106ZM169 142V145H170V141H168ZM179 142H180V140H179ZM179 142H176L177 144L176 145H180L181 146V144L179 143ZM181 142H182V140H181ZM199 142V141H198ZM234 142H235V146H236V148L237 149H235V147H234ZM245 142H247V144L245 143ZM252 142V143H251ZM15 143V144H14ZM59 143V144H58ZM68 145H67V144ZM79 143V144H78ZM120 143H122V144H120ZM126 143V144H125ZM193 143V144H194ZM233 143V144H232ZM258 143V144H257ZM3 144V145H2ZM7 144H11V145H9L8 147H6L7 146ZM61 144V145H60ZM70 144V145H69ZM71 144H73L72 146H71ZM93 144H95V146L93 145ZM101 144H104V147H105V144H106V146H108V150H106L107 149V147H103V145H101ZM168 143H166L165 142V146H163L164 148L165 147H167L166 145H167ZM173 144H174V141H173ZM250 144V145H249ZM255 144V145H254ZM57 147H59V149H60V146H61V149H60V154H59V156H60V159L58 158V156H56V155H58V154H56L55 152V149L57 148ZM74 145H76V146H80L79 148L78 147H76V146H74ZM100 146V148H98L99 146ZM175 145V146H176ZM177 146V147H180V146ZM205 147H204V146ZM233 145V146H232ZM3 146V147H2ZM11 146V147H10ZM18 146V147H17ZM66 146V147H65ZM142 146V145H141ZM141 146H140V148H141ZM175 146L173 145H170L169 146V148L168 149H163L162 150V153L164 152V154L166 155V157L168 156V155H175L174 153H177V150L176 149H179V148H176L175 149ZM210 146V147H209ZM231 146H232V148H231ZM246 146V147H245ZM250 146V147H249ZM258 146V147H257ZM56 147V148H55ZM65 147V148H64ZM71 147H73V149L71 148ZM114 147V151H115V148ZM182 147H183V145H182ZM182 147L180 148V150L178 151V152H182ZM204 149H203V148ZM233 147H234V149L235 150H237V151H235V150H233ZM19 148V149H18ZM70 148H71V151H73V153L70 151ZM75 148H76V150H75ZM94 148H98V150L99 149H101L99 152H98V150H95ZM140 148H138V150L140 149ZM162 148V147H161ZM231 148V149H230ZM259 148V149H258ZM261 148V149H260ZM78 149V150H77ZM82 149V150H81ZM91 151H90V150ZM109 149H110V151H109ZM184 149H186V148H184ZM189 149H191V147L189 148ZM208 149H210L211 150V152H210V150L208 151ZM252 149V150H251ZM93 150H95V151H97L95 154H93L94 153V151ZM206 150H207V152H209V153H207L206 152ZM232 151V153H231V151ZM241 150V151H240ZM252 152H251V151ZM256 150V151H255ZM260 150V151H259ZM55 151V152H54ZM62 151V152H61ZM68 151V152H67ZM87 151V153H88V155H85V154H87V153H85V152ZM89 151V152H88ZM93 151V153H91L90 154V152H92ZM135 151L137 152V149H135ZM135 151H132V153H135ZM169 151V152H168ZM172 151V152H171ZM173 151H176V152H173ZM197 151H196V153H197ZM201 151H198V153H199V155L200 154H202V153H200ZM235 151V152H234ZM250 151V152H249ZM259 151V152H258ZM58 152V151H57ZM67 153V156L68 155H70V156H68V157H72V155H73V159H77V160H75L76 162H74V163H72V164H75V163H77L76 165L77 166H75V165H71L70 163H68V161H66L65 162V160L64 159H66V158H64L65 156H66V154L64 155V153ZM108 152V153H107ZM171 152V153H170ZM234 152V153H233ZM236 152H238V154H239V157H238V154H236ZM240 152V153H239ZM4 153V152H3ZM2 153V154H3ZM8 153H4V155H2L1 154V156H0V159H1V161L2 160H4L5 158V156H6V158H7V155H5V154H8ZM54 153H55V155H54ZM59 153V152H58ZM61 153H63V157H61L62 156V154ZM72 153V154H71ZM80 153H82V154H80ZM99 153V154H98ZM114 153V152H113ZM113 153H111V154H113ZM207 153V154H206ZM251 155H250V154ZM256 153V154H255ZM100 154L102 155V156H100ZM236 154V155H235ZM53 155V156H52ZM74 155H76V156H74ZM80 155V156H79ZM94 155V156H93ZM114 155V154H113ZM207 155H208V158H207ZM209 155H211L210 157H209ZM254 155H256L255 156V158H254ZM66 156V157H67ZM86 156V157H85ZM90 156V157H89ZM98 156H99V158H98ZM241 156V157H240ZM92 157V158H91ZM101 157V158H100ZM109 157H110V160H112V158H111V155H109ZM232 157H233V159H232ZM51 158H53L52 160H51ZM63 158V159H62ZM87 158H89V159H87ZM108 158V157H107ZM185 158V157H184ZM206 158H207V160H206ZM231 158V159H230ZM259 158V159H258ZM57 159V160H56ZM60 160V162H59V160ZM82 159H83V161H82ZM85 159H86V161H85ZM91 159V160H90ZM97 159V160H96ZM109 159V158H108ZM107 159V160H108ZM167 158H165V160H166ZM186 159V158H185ZM185 159H183V160H185ZM190 159V158H189ZM217 159H218V161H217ZM256 159V160H255ZM258 159V160H257ZM67 160H69V159H67ZM70 160H72L71 158H70ZM69 160V161H70ZM87 160H88V162H90V164L89 165H87V167L85 168L84 166H83V164H85L84 162H86L87 163ZM106 160V159H105ZM107 160H106V162H107ZM0 161V162H1ZM49 161V162H48ZM51 161V162H50ZM64 163L65 162V164H67L66 166H70V168L72 167V169L71 170H69L70 168L69 167H67V168H65L64 167V164H62V162ZM100 161H104L102 164H101V162ZM148 162V164L149 163H151V159H149V160H147ZM239 161H241V162H239ZM243 161V162H242ZM47 162V163H46ZM109 162V161H108ZM219 162V163H218ZM257 162V163H256ZM52 163V164H51ZM93 165H92V164ZM98 163V164H97ZM143 163H146V161H144ZM146 163V164H147ZM204 163H202L203 165H204ZM239 163H240V166H239ZM254 163H256V164H254ZM22 164H23V166H22ZM39 164V165H38ZM50 164H51V166H50ZM79 164V165H78ZM117 164H119V165H117ZM209 164V163H208ZM223 164V165H222ZM253 164H254V166H253ZM41 165H42V167H41ZM94 165H96L97 166V168L96 167H94ZM116 165H117V167H116ZM215 165H217V167H219V169L217 168V167H215ZM238 165V166H237ZM48 166V167H47ZM56 166V167H55ZM81 166H83V168H82V170H81ZM124 167L123 168H126V166L125 165H123ZM256 166V167H255ZM27 167H28V169H27ZM34 167V168H33ZM58 167V168H57ZM75 167V168H74ZM249 167V168H248ZM32 168V169H31ZM51 168V169H50ZM55 168H57V169H55ZM69 168V169H68ZM197 168V169H198ZM42 169V170H41ZM48 169V170H47ZM62 169V170H61ZM64 169L67 171V169L69 170L68 172H64ZM81 171H80V170ZM86 169V170H85ZM122 169V168H121ZM225 169V170H224ZM255 169V170H254ZM22 170H23V172H22ZM36 170V171H35ZM55 172V174L53 173V171ZM96 170V171H95ZM126 169H124V171H125ZM201 171H202V169H200ZM253 172H252V171ZM34 171V172H33ZM59 171V172H58ZM71 171V172H70ZM74 171V172H73ZM79 171V172H78ZM86 171V172H85ZM93 171V172H92ZM109 171V172H108ZM250 171V172H249ZM50 172V173H49ZM58 172V173H57ZM21 173V174H20ZM23 173V174H22ZM27 174H29L28 176H29V178H26V175ZM31 173V174H30ZM70 173H72V174H70ZM87 173V174H86ZM231 173V174H230ZM245 173V174H244ZM252 173V174H251ZM52 174V175H51ZM64 174H66L65 176H64ZM79 174V175H78ZM92 174H94V176L92 175ZM203 174V173H202ZM51 175V176H50ZM93 176V181H94V178H95V180L96 181H94L95 183H93L92 184V176ZM237 175V176H236ZM239 175H241V177L239 176ZM242 175H244V176H242ZM77 176V177H76ZM91 176V177H90ZM211 176V175H210ZM31 177V178H30ZM73 177V178H72ZM83 177V178H82ZM89 177V178H88ZM96 177H98V178H96ZM82 178V179H81ZM202 178V179H201ZM240 178V179H239ZM67 179H69L68 181H67ZM77 179V180H76ZM84 179V180H83ZM122 179V178H121ZM199 179V180H198ZM202 180V183H201V180ZM211 181H210V180ZM24 180H26V181H24ZM60 180V181H59ZM74 180V181H73ZM92 182H91V181ZM203 180H205L204 181V183H203ZM207 180H209V181H207ZM28 181V183H26V184H24V185H22L23 184V182H27ZM104 181H105V179H104ZM103 180H102V182H104ZM63 182V183H62ZM68 182H72L70 185L68 184ZM78 182V183H77ZM97 182H99V183H97ZM199 182H200V184H199ZM208 182V183H207ZM31 183L33 184V185H31ZM58 183V184H57ZM67 185H66V184ZM74 183V184H73ZM62 184V185H61ZM95 184V185H94ZM207 184V185H206ZM37 185H39V186H37ZM91 185H93L91 188L93 189L94 188V190L93 191H91L92 193H93V195H91V192H90V186ZM191 185V186H192ZM200 185V186H199ZM202 185H204L203 187H201ZM240 185V186H239ZM242 185V186H241ZM29 186H31V188L29 187ZM210 186H212L213 187V190H212V187H210ZM39 187V188H38ZM60 187V188H59ZM195 186L193 185V188H194ZM196 187H195V190H196ZM207 187V188H206ZM203 188H204V190H203ZM210 188V189H209ZM66 189V190H65ZM207 189V190H206ZM242 189V190H241ZM199 190V191H198ZM202 190L204 191V192H202ZM209 190H211V191H209ZM44 191V192H43ZM39 192V194H37ZM74 192V193H73ZM209 192V193H208ZM33 193H34V195H33ZM41 193V194H40ZM64 193L66 194L64 197H63V195H64ZM73 193V194H72ZM210 193H212V194H210ZM36 194V195H35ZM43 194V195H42ZM63 194V195H62ZM91 195V196H88V195ZM171 194V196H172V194L173 193H169V195ZM215 194V195H214ZM40 195V196H39ZM42 195V196H41ZM61 195H62V197H61ZM69 195V196H68ZM76 195V196H75ZM174 195V194H173ZM177 195V194H176ZM183 196L182 195V193H180V194H178L177 196ZM213 195V196H212ZM33 196V197H32ZM72 196V197H71ZM75 198H74V197ZM175 196V195H174ZM199 196V197H198ZM204 196V197H203ZM42 197H44V198H42ZM60 197V198H59ZM95 197V198H94ZM112 197V196H111ZM217 197V198H216ZM220 197V198H219ZM65 198H67V199H65ZM68 198H70V199H68ZM89 200H88V199ZM181 198V197H180ZM204 198V200H202ZM206 198V199H205ZM209 198V199H208ZM213 198V199H212ZM63 199H65V202H61V201H63ZM79 200V202H78V200ZM85 199V200H84ZM91 199H92V201H91ZM107 200H109V198H106ZM105 199V200H106ZM118 199V200H117ZM211 199V200H210ZM216 199V200H215ZM221 199V200H220ZM33 200H34V202H33ZM40 201L41 202V200L43 201V202H45L46 203V201H47V206H45L46 204L45 203H42V205H44L45 206V208H43V206L41 207L40 206V208H37L36 207V205H37V202L36 201ZM51 200V201H50ZM57 200V201H56ZM70 200V201H69ZM82 200V201H81ZM110 200H116V201H120V202H122L121 200H124V198L122 199V198H120V197H115V196H113V198H110ZM181 200V199H180ZM206 200H207V204H205L206 203ZM210 200V201H209ZM217 201V202H215V201ZM24 201L25 202H27V204H28V206H29V208H28V206L26 207L25 205H27V204H25L24 203ZM29 201H31L32 203H34V204H32V206H30V203H28ZM54 201V202H53ZM59 201V202H58ZM67 201V202H66ZM95 201V202H94ZM212 201V202H211ZM220 201H221V203H220ZM36 202V203H35ZM57 202V203H56ZM85 202H86V204H85ZM210 202V203H209ZM52 203V204H51ZM54 203V204H53ZM63 203V204H62ZM65 203H67V205L65 204ZM81 205H79V204ZM19 204V205H20ZM51 204V205H50ZM77 204L79 205V208H78V206H77ZM199 204V205H198ZM210 204V205H209ZM219 204H221V205H219ZM20 205V206H21ZM49 205V206H48ZM66 205V206H65ZM90 205V206H89ZM204 205V206H203ZM218 205V206H217ZM63 206V207H62ZM65 206V207H64ZM94 206H96V207H93ZM198 206H199V208H200V206L202 207V210H197V208H198ZM213 206V207H212ZM52 207V208H51ZM68 207V208H67ZM82 207V208H81ZM86 207V208H85ZM87 207H88V209H87ZM172 207V206H171ZM170 207V208H171ZM206 207H207V209H206ZM221 207V208H220ZM23 208L22 209H20L19 211L20 212H25L24 210H23ZM60 208V209H59ZM62 208H63V210H62ZM66 208V209H65ZM76 208V209H75ZM85 208V209H84ZM91 208V209H90ZM170 208H169V210H170ZM193 208H195V211L197 212V214L199 213V212H201L200 214H196V212L194 213V211H192V210H194ZM208 208H209V210H208ZM221 210H220V209ZM40 209V210H39ZM53 209V210H52ZM56 209V210H55ZM72 209H73V211H72ZM75 209V210H74ZM79 209V210H78ZM104 209V210H103ZM116 209H117V207H116ZM191 209V210H190ZM213 210V212H212V214L210 215L213 219L215 218V220H218V223L217 224H215V222H217V221H215V220H212V218H208L207 217V215L206 214H208L209 213V211H212ZM217 209V210H216ZM55 210V211H54ZM66 210H68V211H66ZM91 210V211H90ZM94 210H95V212H94ZM165 210H166V208L164 209V214L162 215H159L160 216V219L162 218L161 216H163V218H164V215L165 214H167V212L165 213ZM207 210V212L205 213V211ZM215 210H216V213H215ZM70 211H72V212H70ZM103 211V212H102ZM110 211V212H109ZM191 211L193 212V213H191ZM53 212V213H52ZM63 212H64V214H63ZM87 212V213H86ZM143 212V213H142ZM145 212H146V210H144V211H140L138 214L140 215V216H142V215H144L145 214ZM170 212V211H169ZM219 212V213H218ZM227 214V215H225V213ZM229 212V213H228ZM54 213H56L55 215H53ZM67 213V214H66ZM79 213V214H78ZM94 213V214H93ZM100 215H99V214ZM105 213V214H104ZM204 213V214H203ZM215 213V214H214ZM224 215H223V214ZM77 214V215H76ZM104 214V215H103ZM108 214H109V216H108ZM142 214V215H141ZM169 214V213H168ZM167 214V215H168ZM222 214V215H221ZM59 215V216H58ZM63 215H65L64 217H63ZM92 215H94V217L91 216ZM96 215V216H95ZM97 215H98V217H99V219H98V217H97ZM102 215V216H101ZM106 215V216H105ZM116 215V214H115ZM167 215H165V216H167ZM171 215V214H170ZM170 215H168V216H170ZM173 215V214H172ZM189 215V214H188ZM191 215H190V217H191ZM197 215V216H196ZM71 216H73V217H71ZM81 216V217H80ZM84 216H87V217H84ZM101 216V217H100ZM108 216V217H107ZM201 216V217H200ZM205 216V217H204ZM218 216V217H217ZM221 216V217H220ZM55 217H57V218H55ZM69 217H71L70 218V220H67ZM96 217V218H95ZM203 217V218H202ZM217 217V218H216ZM237 217V218H236ZM65 218V219H64ZM84 218V219H83ZM89 218V219H88ZM93 218H94V220H93ZM105 218V219H104ZM113 218V219H112ZM170 218H175V217H173V216H171ZM220 218V219H219ZM72 219V220H71ZM98 219V220H97ZM108 219L109 220H113V221H108ZM169 219V218H168ZM172 219H169L168 221H170V223L171 224H173V222L175 221H172ZM177 219V218H176ZM191 219H192V217H191ZM206 219H208L209 221H211L212 222V226L210 225L209 227L211 228V231L209 230V229H207V225H208V220H206ZM211 219V220H210ZM236 219V220H235ZM239 219V220H238ZM77 220H75V221H77ZM91 220H92V222L93 223H91ZM118 220V221H117ZM225 220V224H223L224 221ZM227 220V221H226ZM229 220H231V222L229 221ZM238 220V221H237ZM66 221V222H65ZM68 221V222H67ZM95 221V222H94ZM99 221H101V222H99ZM158 221H160V220H158ZM167 221V223L169 224V222ZM177 221V220H176ZM196 221H195V219H194V223H196ZM199 221H201V222H199ZM205 221V222H204ZM49 222H51V219H50V221H48V222H44L43 224L42 223H40L41 225H38V227L40 228V230H42V229H44V230H47V229H50L51 227H53V225L52 224H50ZM75 224H73V223ZM97 222H99V223H97ZM118 222V223H117ZM219 222H221V223H219ZM47 225H46V224ZM84 223V224H83ZM98 224V226H100L99 228H98V226H97V224ZM126 223V222H125ZM175 223V222H174ZM214 223V224H213ZM66 224V225H65ZM72 224V225H71ZM113 224V225H112ZM166 225L165 227H168L167 229H170L169 228V225ZM170 224V225H171ZM222 224H223V226L225 227H223L222 226ZM240 224V225H239ZM71 225V226H70ZM117 225V226H116ZM126 225H128V223H126ZM125 225V226H126ZM215 225H216V227H215ZM218 225V226H217ZM219 225L221 226V228L219 227ZM51 226V227H50ZM70 226V227H69ZM88 226H91L93 229H92V231L94 230V228H95V226H96V228H95V232H94V234L92 233V231H91V227H88ZM103 226V227H102ZM108 226V227H107ZM123 226V225H122ZM124 226V227H125ZM173 226H175V225H173ZM214 226V227H213ZM228 226V227H227ZM234 226V227H233ZM239 226V227H238ZM37 227V228H38ZM74 227H72V228H74ZM80 227V226H79ZM115 227V228H114ZM172 227V226H171ZM28 229L27 230H29L30 228L29 227H27ZM81 228V229H82ZM86 228H90V229H86ZM173 228V227H172ZM192 228V227H191ZM190 228V229H191ZM214 228V229H213ZM223 228V229H222ZM230 228V229H229ZM234 228V229H233ZM52 229V228H51ZM63 229V228H62ZM105 231H104V230ZM115 229V230H114ZM121 229H122V231H121ZM139 229V228H138ZM186 229H187V227H186ZM226 229V230H225ZM43 230V231H44ZM72 230V229H71ZM88 230V231H87ZM102 230V231H101ZM112 232H110V231ZM192 230V229H191ZM207 230H208V233H207ZM96 231H100V233H99V235L102 233V235H103V237L104 238H102V240H100V242L98 243H96V245L95 244H93V245H95V246H91V240L94 238V236H91V234H89V233H92L93 235H97L98 234V232H96ZM169 232H170V230H168ZM167 231V232H168ZM189 231V230H188ZM202 231H203V234H202ZM217 231V232H216ZM86 232H87V234H86ZM104 232H107V233H104ZM109 232V233H108ZM117 232V233H116ZM148 231H146V232H144V234H148L147 233ZM171 232H173V229L171 230ZM191 231H190V233H192ZM201 232V233H200ZM213 232V235L211 234V235H209L210 233H212ZM97 233V234H96ZM114 233V234H113ZM116 233V234H115ZM192 233V234H193ZM110 234H112V235H110ZM125 234V235H124ZM216 234V235H215ZM98 235V236H99ZM106 235H107V238H106ZM167 235H168V233H167ZM202 236V237H204L205 235L207 236V235H209V236H207L204 240H203V238L201 237L200 238V236ZM98 236H96V237H98ZM111 236H112V238H111ZM119 236V237H118ZM153 236V237H152ZM95 237V238H96ZM102 237V236H101ZM123 237V238H122ZM126 237V238H125ZM159 237V236H158ZM170 237V236H169ZM178 239H177V238ZM192 237H193V235H192ZM88 238H90V239H88ZM126 239V241H125V239ZM208 238V239H207ZM213 238V239H212ZM123 239H124V241H125V243L123 242ZM211 239V240H210ZM87 240V241H86ZM94 240V239H93ZM106 240V241H105ZM158 240V241H157ZM208 240V241H207ZM217 240V241H216ZM104 241V242H103ZM108 241V242H109ZM130 241V240H129ZM159 241H160V243H159ZM162 241H165L164 243L162 242ZM167 241H169V242H167ZM204 241H206V242H204ZM120 242V243H119ZM172 242H174L173 244L175 245L176 244V247H175V249L173 248V244H172ZM90 243V244H89ZM92 243H94V241L92 242ZM106 243V244H105ZM157 244V245H155V244ZM161 243H162V245H161ZM166 243V244H165ZM199 245H198V244ZM70 243H68L67 245H69ZM119 244H121V245H119ZM158 244H159V246H161V248L163 249V250H160V247L158 246ZM164 244V245H163ZM66 245V246H67ZM100 245V246H99ZM102 245V246H101ZM150 245V246H149ZM173 245V246H172ZM181 245V246H180ZM191 245L192 246H194V247H191ZM196 245V246H195ZM202 245V246H201ZM90 246V247H89ZM141 246V247H142ZM157 248H156V247ZM164 246V247H163ZM167 246V247H166ZM169 246H170V248H169ZM177 246H179V247H177ZM89 247V248H88ZM154 247V248H153ZM197 248V249H194V248ZM203 247V248H202ZM192 248V249H191ZM199 248V249H198ZM154 249H156V250H154ZM167 249V250H166ZM180 249H182L181 251H180ZM201 249H205L204 251L205 252H203V250L201 251ZM85 250V251H84ZM147 250V251H146ZM154 250V251H153ZM187 250V251H186ZM218 250V251H217ZM118 251V252H117ZM165 251V252H164ZM177 251V252H176ZM192 251H190V252H192ZM221 251V252H220ZM153 252V253H152ZM158 252V253H157ZM161 252H163V253H161ZM188 254H190V255H187V253ZM200 252V253H199ZM204 254H203V253ZM211 252V253H210ZM104 254V257L103 258H101V255L102 254ZM170 253H171V255H170ZM173 253V254H172ZM178 253V254H177ZM186 253V254H185ZM213 253V254H212ZM96 254V255H95ZM101 254V255H100ZM113 254H115V255H113ZM117 254V255H116ZM153 254H154V256H153ZM163 254L165 255V257H166V261H164L165 260V257L163 256ZM185 254V255H184ZM194 254V253H193ZM84 255V256H85ZM93 255V256H92ZM106 255V256H105ZM120 255V256H119ZM147 255V256H146ZM160 255V256H159ZM170 255V256H169ZM186 256L187 255V257H185V258H181V256ZM209 255V256H208ZM217 255V256H216ZM95 256V257H94ZM98 256V257H97ZM100 256V257H99ZM108 256H110V257H108ZM114 256H116V257H114ZM126 258H125V257ZM180 256V257H179ZM196 256H195V254H194V256H193V258L192 259H190L191 260V263L192 264H195V261L197 262V264H201V262H199V259H197L196 258ZM212 256V257H211ZM98 259H97V258ZM147 257V259H145ZM149 257V258H148ZM153 257V258H152ZM158 259V262H156L157 260H156V258ZM161 259H160V258ZM164 259H163V258ZM177 257H179V258H177L178 259V261L177 260H174V259H176ZM215 257H217V258H215ZM244 257V258H243ZM93 258V259H92ZM95 258V259H94ZM112 258H114V260H112ZM117 258V259H116ZM118 258H119V260L122 262H119V260H118ZM170 258V259H169ZM196 258V259H195ZM210 258V259H209ZM223 258V259H222ZM241 260H240V259ZM248 258V259H247ZM91 259V260H90ZM143 259H145V260H143ZM169 259V260H168ZM171 259H173V260H171ZM194 259V260H193ZM208 260V262H206L207 260ZM244 259V260H243ZM96 260V261H95ZM112 260V261H111ZM132 260V261H131ZM143 260V261H142ZM155 260V261H154ZM161 260H162V262H161ZM192 260H193V262H192ZM198 260V261H197ZM210 260V261H209ZM217 260V261H216ZM222 260V261H221ZM224 260V261H223ZM100 261V262H99ZM134 261V262H133ZM140 261H142V262H140ZM148 261H150V262H148ZM168 261V262H167ZM176 261V262H175ZM184 261H186V259L184 260ZM189 261V260H188ZM213 261V262H212ZM219 261V262H218ZM245 261V262H244ZM99 262V263H98ZM111 262V263H110ZM115 262V263H114ZM151 262H153V263H151ZM175 262V263H174ZM178 262V263H177ZM180 262V263H179ZM187 262V261H186ZM185 262V263H186ZM199 262V263H198ZM233 262V263H232ZM237 262V263H236ZM188 264H189V262H188Z\"/></svg>", "mask_w": 264, "mask_h": 264}, {"label": "bare ground", "instance_id": "bare-ground-1", "mask_svg": "<svg viewBox=\"0 0 264 264\" xmlns=\"http://www.w3.org/2000/svg\"><path fill=\"white\" fill-rule=\"evenodd\" d=\"M7 1V0H6ZM24 1V0H23ZM31 1V0H30ZM36 1V0H35ZM40 1V0H39ZM44 1V0H43ZM63 1V0H62ZM65 1V0H64ZM91 1V0H90ZM105 1V0H104ZM122 1H124V0H122ZM121 1V2H122ZM125 1H127V0H125ZM143 1V0H142ZM146 1V0H145ZM153 2H152V4L151 3H148V4H151L152 5V7L156 4V3H154V1L155 0H152ZM176 1V0H175ZM186 1V0H185ZM214 1H216V0H214ZM229 1V0H228ZM232 1V2H231ZM230 2H227L226 0L224 1V2H226L227 4L229 3H231L230 5H232L233 4V6H235L234 5V3H233V1L234 0H231ZM238 1V0H237ZM57 2V1H56ZM65 2H67V1H65ZM110 2V1H109ZM112 2H114V1H112ZM133 2V1H132ZM139 2H141L140 0H139ZM148 2H150V1H148ZM156 2V1H155ZM174 2V1H173ZM190 2V1H189ZM211 3H212V1H210ZM210 2L208 3V4H210ZM242 2V1H241ZM241 2H239V3H241ZM264 2V0H245L244 2H243V4H240V6L241 5H243L244 6V4H245V6L243 7L244 9H245V14L248 16V14H249V12H251L252 13V11L251 10H253V9H255L256 11H257V8H255L256 6H257V4H259L258 6H261V4ZM13 3V2H12ZM59 3H62V2H59ZM84 3V2H83ZM111 3V2H110ZM130 3V2H129ZM146 3V2H145ZM144 3V4H145ZM177 3V2H176ZM180 3V2H179ZM186 3V2H185ZM9 4V3H8ZM7 3H6V5H8ZM18 4H19V2H18ZM20 4H21V1H20ZM36 4H38V3H36ZM50 4H52V3H50ZM69 4V3H68ZM77 4V3H76ZM75 4V5H76ZM94 4H96L95 2H94ZM98 4V3H97ZM144 4L143 5H141V7L144 9L145 7H144ZM147 4V5H148ZM154 4V5H153ZM181 4V3H180ZM55 5H57V4H55ZM65 6H66V3L64 4ZM81 5V4H80ZM88 5H89V3H88ZM92 5H93V2H92ZM108 5V4H107ZM127 5V4H126ZM146 5V4H145ZM171 5V4H170ZM182 5H184V4H182ZM189 5V4H188ZM187 5V6H188ZM237 5V4H236ZM239 5V4H238ZM255 5V6H254ZM44 5L42 4V7H43ZM61 6H62V4H61ZM83 6H85V5H83ZM138 6V5H137ZM173 6H175V2H174V5ZM185 6V5H184ZM189 6H191V5H189ZM188 6V7H189ZM257 6V7H258ZM11 7V6H10ZM10 7H6V10L5 11H7V8H8V10L10 11ZM35 7V6H34ZM54 7V6H53ZM77 7H79V5L77 6ZM77 7H76V9H77ZM91 7V6H90ZM132 7V6H131ZM134 7V6H133ZM148 7H150V5L148 6ZM148 7L146 6V8H147V11H148ZM157 7V6H156ZM171 7V6H170ZM254 7V8H253ZM263 7V4H262V6H261V8ZM82 8V7H81ZM80 8V9H81ZM88 9L87 10H89V9H92L93 7H91V8H89V7H87ZM100 8V7H99ZM105 8V7H104ZM125 8H127V7H125ZM124 8V9H125ZM129 8V7H128ZM127 8V9H128ZM154 8H155V6H154ZM163 8V7H162ZM174 8V7H173ZM193 8V7H192ZM192 8H191V10H192ZM242 7H241V9H243ZM260 7H258V9H261ZM5 9V8H4ZM4 9H0V10H4ZM12 9V8H11ZM19 9V8H18ZM46 9H47V7H46ZM57 9V8H56ZM95 9V8H94ZM124 9H123V7H122V11H124ZM132 9V8H131ZM152 9V8H151ZM150 9V10H151ZM177 9V8H176ZM179 9V8H178ZM185 9V8H184ZM189 9V8H188ZM263 9V8H262ZM262 9H261V11H262ZM32 10H33V8H32ZM35 10H36V8H35ZM43 10V9H42ZM45 10V9H44ZM51 10V9H50ZM53 10V9H52ZM73 10V9H72ZM85 10V9H84ZM105 10V9H104ZM136 10V9H135ZM163 10V9H162ZM199 10V9H198ZM5 11H3V12H0V14L1 15H5ZM8 11V12H9ZM26 11V10H25ZM75 11V10H74ZM127 12H128V10H126ZM133 11V10H132ZM185 11V10H184ZM255 11V12H256ZM260 11V10H259ZM11 12H13V10H11ZM10 12V13H11ZM21 12V11H20ZM23 12V11H22ZM30 12H32V11H30ZM53 12V11H52ZM64 12H66V10L64 11ZM71 12V11H70ZM85 12V11H84ZM88 12V11H87ZM92 12V11H91ZM97 12H98V10H97ZM104 12V11H103ZM102 12V13H103ZM141 12H143V11H141ZM153 12V11H152ZM186 12H187V10H186ZM193 12V11H192ZM254 12V11H253ZM254 12V13H255ZM258 12V11H257ZM264 12V10L262 11V13ZM10 13H8L7 14V12H6V14H7V16L5 15L4 16V18H7V19H5L6 21L8 20V19H10V18H8V15H11ZM16 13V12H15ZM25 13V12H24ZM27 13V12H26ZM45 13V12H44ZM80 13V12H79ZM88 13H90V12H88ZM87 13V14H88ZM95 14H96V12H94ZM110 13V12H109ZM118 13V12H117ZM134 13V12H133ZM148 13H150L149 11H148ZM158 13V12H157ZM161 13V12H160ZM195 13H197V12H195ZM249 14V16H248V18L250 17V15H252V16H254V15H256V14ZM261 13V12H260ZM14 14V13H13ZM52 14V13H51ZM73 14V13H72ZM75 14V13H74ZM83 14V13H82ZM92 14H93V12H92ZM100 14V13H99ZM113 14V13H112ZM132 14V13H131ZM141 14V13H140ZM147 14V13H146ZM153 14H155V13H153ZM182 14V13H181ZM230 14V13H229ZM259 14V13H258ZM264 14V13H263ZM21 15V14H20ZM23 15V14H22ZM28 15H30L29 13H28ZM32 15V14H31ZM35 15V14H34ZM40 15V14H39ZM55 15V14H54ZM58 15V14H57ZM107 15V14H106ZM114 15V14H113ZM125 15V14H124ZM137 15V14H136ZM151 15V14H150ZM159 15V14H158ZM198 15V14H197ZM242 15V14H241ZM240 15V16H241ZM246 15H242V17H246ZM19 16V15H18ZM36 16V15H35ZM50 16H52V15H50ZM88 16V15H87ZM90 16V15H89ZM126 16V15H125ZM138 16H139V14H138ZM180 17H181V15H179ZM196 16V15H195ZM194 16V17H195ZM240 16H238V17H240ZM13 17H16V16H14L13 15ZM13 17L11 18V20H13L12 21V23H11V21L9 20L8 22H10L8 25L9 26H11L10 24H15L16 22H15V18L13 19ZM23 17V16H22ZM21 17V18H22ZM26 17H28V16H26ZM38 17V16H37ZM47 17V16H46ZM56 17H58V16H56ZM73 17H75V16H73ZM113 17V16H112ZM124 17V16H123ZM177 17V16H176ZM238 17H237V19H238ZM262 17V20L260 19ZM263 15L261 14V16L259 17L258 15L257 16H255V17H251V19L249 18L248 20H246L247 22H245L246 24H243L244 25V33H241V31H240V33H238V34H242L241 36L242 37H239L237 40H236V42H235V44H236V46H238V49L240 48V49H242V52H240V51H238L240 54H236V53H231L230 55H229V57H227V59H228V61L227 62H229V60H230V62H232L233 64H230V63H227L226 62V65L224 64V66H223V64L222 63H225V62H223V60L221 59V61H222V63L220 62V67L218 66V67H216L215 69H216V71H214V73L215 72H217V75L220 73L221 74V72L222 73H226L227 72V74H228V72H231V74H232V72H233V70H234V72H236V76H237V78L239 79H237L238 81H236V84L234 85L233 84V86H234V88H233V92H234V94L236 95L237 94V96L238 97H240V98H245V99H247V100H251L252 101V103H253V101H254V103H255V101L257 102V100L259 99V97L258 96H260V95H258V92L260 91L259 89H257V88H254V89H248L249 87H247L246 85H244V81H245V77H246V75H249L248 73H249V71H252L254 74H255V76L257 77V74H258V77L259 76H261L262 75V73H263V71L261 72V75H260V70H261V66H264V42H262L261 40L263 39V28H264V20H263ZM59 18V17H58ZM63 18V17H62ZM68 18V17H67ZM72 18V17H71ZM80 18V17H79ZM78 18V19H79ZM115 18H116V16H115ZM119 18V17H118ZM127 18V17H126ZM147 18V17H146ZM247 18V17H246ZM23 19V18H22ZM33 19V18H32ZM68 19H70V18H68ZM87 19H89L88 17H87ZM120 19V18H119ZM128 19V18H127ZM127 19H124V20H127ZM145 19V18H144ZM148 19V18H147ZM162 19V18H161ZM213 19V18H212ZM240 19V18H239ZM243 19V18H242ZM245 19V18H244ZM18 20V19H17ZM54 20V19H53ZM92 20H94V18L92 19ZM133 20H135V19H133ZM142 20V19H141ZM195 20H196V18H195ZM215 19H213V21H214ZM216 20H218V19H216ZM2 21V20H1ZM5 21V22H6ZM30 21H32V20H30ZM39 21V20H38ZM48 21V20H47ZM64 20H62V22H63ZM69 21V20H68ZM73 21V20H72ZM75 21V20H74ZM88 21V20H87ZM100 21V20H99ZM162 21H163V19H162ZM162 21H160L159 20V22H161V27H162V24H163V22ZM212 21V20H211ZM219 21V20H218ZM233 21V20H232ZM240 21V20H239ZM243 20H241L240 22H241V24L242 23H244V22H242ZM18 22H19V20H18ZM17 22V23H18ZM50 22V21H49ZM54 22V21H53ZM56 22V21H55ZM57 22H58V20H57ZM94 22V21H93ZM130 22H132L131 20H130ZM157 22V21H156ZM155 22V23H156ZM158 22V26L160 25V23ZM205 22V21H204ZM225 22V21H224ZM223 22V23H224ZM235 22V21H234ZM240 22H238V23H240ZM23 23V22H22ZM45 23V22H44ZM81 23V22H80ZM95 23V22H94ZM154 23V22H153ZM211 23H213V22H211ZM210 23V24H211ZM214 23H215V21H214ZM213 23V24H214ZM231 23V22H230ZM1 24V23H0ZM5 24V23H4ZM46 24H48V23H45V25ZM63 24V23H62ZM69 24H70V22H69ZM78 24V23H77ZM82 24H84V23H81V25ZM129 24V23H128ZM133 24V23H132ZM205 24H207V27H208V22L207 23H205ZM204 24V25H205ZM209 24V25H210ZM213 24H211L210 26V28H212V26L214 27V25ZM227 24H229V23H227ZM226 24V25H227ZM232 24V23H231ZM23 25H24V23H23ZM43 25V24H42ZM59 25H60V23H59ZM75 25V24H74ZM97 25V24H96ZM130 25V24H129ZM224 26H225V24H223ZM238 25V24H237ZM49 26V25H48ZM79 26V25H78ZM95 26V25H94ZM99 26H102V25H99ZM126 26V25H125ZM124 26V27H125ZM132 26V25H131ZM154 26H155V28H156V24H154V25H152V28H154ZM231 26V25H230ZM234 26H236V25H234ZM241 26V25H240ZM263 26V28L261 29L260 27H262ZM7 27V26H6ZM68 27V26H67ZM75 26H73V28H74ZM137 27V26H136ZM160 27V28H161ZM241 27H243V26H241ZM46 28V27H45ZM106 28V27H105ZM105 28H103V29H105ZM116 28V27H115ZM114 28V29H115ZM158 28V27H157ZM230 27H228V29H229ZM16 29V28H15ZM25 29V28H24ZM58 29V28H57ZM78 29V28H77ZM86 29V28H85ZM88 29V28H87ZM92 29V28H91ZM125 29H126V27H125ZM234 29V28H233ZM232 29V30H233ZM34 30V29H33ZM45 30V29H44ZM94 30V29H93ZM93 30H91V31H93ZM99 30H101V29H99ZM120 30V29H119ZM127 30V29H126ZM125 30V31H126ZM142 30V29H141ZM153 30V29H152ZM155 30V29H154ZM159 30V29H158ZM239 30H240V28H239ZM32 31V30H31ZM40 31V30H39ZM63 31V30H62ZM66 31V30H65ZM121 31V30H120ZM234 31V30H233ZM20 32V31H19ZM18 32V33H19ZM73 32V31H72ZM78 32V31H77ZM96 32V31H95ZM122 32V31H121ZM155 32V31H154ZM157 32V31H156ZM235 32V31H234ZM8 33V32H7ZM33 33H35V32H33ZM46 33V32H45ZM53 33V32H52ZM57 33H58V31H57ZM75 33V32H74ZM80 33H82L81 32V30H80ZM93 33V32H92ZM97 33V32H96ZM110 32H108V34H109ZM158 33V32H157ZM231 33V32H230ZM2 34H4V33H2ZM9 34V33H8ZM8 34H7V36H8ZM12 34V33H11ZM76 34V33H75ZM94 34V33H93ZM100 34V33H99ZM105 34V33H104ZM124 34V33H123ZM135 34V33H134ZM140 34V33H139ZM141 34H142V36H140V37H143V41H142V43H145V44H148L149 46H154L155 44H156V40H158L156 37L158 36H152V38L149 36V35H147V32H145L144 30H142L141 31ZM234 34V33H233ZM27 35V34H26ZM42 35H44V34H42ZM55 35V34H54ZM59 35V34H58ZM63 35V34H62ZM81 35V34H80ZM154 35H156V33H154ZM236 35V34H235ZM260 35H262V37L260 36ZM3 36V35H2ZM1 36V37H2ZM11 36V35H10ZM19 35H17V37H18ZM88 36V35H87ZM119 36V35H118ZM125 36V35H124ZM20 37H21V34H20ZM23 37V36H22ZM41 37V36H40ZM68 37V36H67ZM116 37H117V35H116ZM126 37V36H125ZM13 38H14V36H13ZM34 38V37H33ZM39 38V37H38ZM44 37H42V39H43ZM47 38V37H46ZM45 38V39H46ZM56 38H57V35H56ZM76 38V37H75ZM156 38V39H155ZM160 38V37H159ZM15 39V38H14ZM18 39V38H17ZM29 39V38H28ZM61 39V38H60ZM65 39V38H64ZM78 39V38H77ZM76 39V40H77ZM84 39V38H83ZM124 40H126L125 38H123ZM128 39V38H127ZM139 39V38H138ZM137 39V40H138ZM21 40V39H20ZM25 40V39H24ZM26 40H27V38H26ZM40 40H41V38H40ZM39 40V41H40ZM47 40V39H46ZM56 40V39H55ZM68 40H70V39H68ZM75 40V41H76ZM79 40V39H78ZM139 40H141V39H139ZM114 41V40H113ZM112 41V42H113ZM117 41V40H116ZM119 41H120V43H121V41H123V40H119L118 39V45H117V49H119L120 47V49H122L123 48V46H120V45H122V43L124 44L125 42H122L121 44L119 43ZM127 41V43L130 41H128V40H126ZM132 41V43L133 44H135L136 46H137V44L135 43L136 41H134L133 42V40H131ZM1 42V41H0ZM2 42L5 44V42L2 40ZM13 42V41H12ZM27 42V41H26ZM53 42V41H52ZM59 42V41H58ZM67 42V41H66ZM71 42V41H70ZM78 42V41H77ZM100 43L99 44H101L102 43V41H99ZM115 42V41H114ZM159 42H160V40H159ZM167 42V41H166ZM170 42V41H169ZM30 43V42H29ZM28 43V44H29ZM43 43V42H42ZM96 43V42H95ZM94 43V44H95ZM108 43H110V44H112L111 42H110V40L108 41ZM107 43V44H108ZM140 43V42H139ZM164 43V42H163ZM31 44V43H30ZM57 44V43H56ZM98 44V45H99ZM103 44V43H102ZM120 44V45H119ZM133 44H131L130 42L128 43V45L127 44H125L124 46H129V45H133ZM141 44V43H140ZM140 44H138V45H140ZM151 44V45H150ZM157 44H158V42H157ZM165 44V43H164ZM163 44V45H164ZM180 44V43H179ZM14 45V44H13ZM39 45V44H38ZM60 45V44H59ZM69 45V44H68ZM167 45V44H166ZM34 46H36V45H34ZM46 46V45H45ZM49 46H50V44H49ZM65 46V45H64ZM72 46V45H71ZM70 46V47H71ZM93 46V45H92ZM113 47H115V45H112ZM119 46V47H118ZM156 46V49H157V45H155ZM169 46V45H168ZM177 46V45H176ZM27 47V46H26ZM30 47V46H29ZM53 47H55V45L54 46H52V48ZM83 47V46H82ZM95 47V46H94ZM93 47V48H94ZM131 47V51H132V53L131 52H129V51H127V52H129V53H131V54H134V52H133V50H132V46H130ZM134 47V46H133ZM162 47V46H161ZM170 47V46H169ZM172 47H173V44H172ZM178 47H179V45H178ZM32 47H30V49H31ZM43 48V47H42ZM41 48V49H42ZM45 48V47H44ZM48 48V47H47ZM51 48V49H52ZM57 48V47H56ZM65 48H67V47H65ZM137 49H139L138 48V46L136 47ZM171 48V47H170ZM174 48V47H173ZM172 48V49H173ZM253 48L254 49H256V52L255 53H253L251 50H253ZM2 49H4L3 47H2ZM6 49V48H5ZM34 49V48H33ZM63 49V48H62ZM82 49V48H81ZM81 49H79V50H81ZM84 49H85V47H84ZM112 50H114L113 48H111ZM110 49V50H111ZM163 49H165V48H163ZM54 50V49H53ZM59 50H61V49H59ZM74 50V49H73ZM76 50V49H75ZM90 50V49H89ZM109 50V51H110ZM125 50V49H124ZM127 50V49H126ZM136 49H134V51H135ZM171 51V54H172V50L171 49H168V51ZM176 50V49H175ZM191 50V49H190ZM3 51V50H2ZM28 51V50H27ZM55 51V50H54ZM168 51H164L165 53H167ZM170 51L166 54V56H165V53L163 54H161L160 52H158L157 54H159L160 53V55L158 56L157 55V57L156 56H154V57H151L150 55L149 56H147L146 55V57L144 56H142V58H141V55H139V56H136L135 57V55L134 56H132L131 54H129V53H126L125 55H131L132 57H135L134 59V61L132 62V60H128V59H130V56H128L125 60H126V64L127 63H129V61H131L130 62V66H132V69H133V67H134V74H132L133 73V71H131L132 73H130V75L132 74L133 76H131V78L129 77V78H127V80H126V78L125 79H123L122 81H120L121 80V77H123V76H121L119 73L120 72H122V71H119V73H116V74H119V76H121L120 77V79L118 78V77H116L117 75H115V72H114V75H113V77L111 78V77H109L108 76V79H109V81H107L108 79L107 78H102V79H99V77L101 78L102 76H104V75H102L101 74V72H100V74L102 75V76H99V74H97L98 76H96V74H94V71L96 72L97 71V73H98V70L100 71L101 70V65H99L98 63L99 62H94L96 65H94V63L92 64L93 66H95V67H93L92 66V69H90V65H88L87 67H89L88 68V70H87V68L85 69V70H82V69H80L79 67V69L78 70H82V72H80L79 73V71H77V68L76 69H74V72L75 71H77L76 73H77V75L76 76H74L73 74H76V73H74V72H72V70H71V73H72V75H71V73L70 72H68V73H70V76H72V78H74L75 80H76V82H77V80H78V78H82V79H80L81 80V84H82V86L84 87V86H87V87H84V88H82L81 86H80V88H82L83 89V91H79V90H77V89H73L75 92H77V93H75V92H73V93H75V94H71V92H70V95H66L67 96V99L68 98H70L71 96H73V95H78V97L80 96V98L78 99V97H77V99L78 100H80L81 99V101H75L76 102V104H78L79 103V105L80 104H84V103H82V101L83 102H87V101H84V99L82 100V97H81V95H82V93L81 92H83V94H85L86 92H85V88H87L88 90H92V88H91V86L92 85H95V88L93 87V91H94V95L95 96H97V99H99V101H101L100 100V97H102V96H100L101 94H103V96H106V94L108 95V96H111V97H109V98H111V100H104L106 103H108V107L107 106H104V104L105 103H101V105L102 106H104L103 108H109V102H110V105H113V107H116V106H118V104H120L121 105V103H124L125 105L127 104L129 107H131L132 108V110L133 109H135V108H138L139 109V107H140V105L141 106H143L142 104L144 103V105H145V102L147 101V100H151L152 99V102L151 101H148L149 103L151 102V103H153V100L155 99V98H157V100L159 99V100H161V101H164L165 99L164 98H162L163 96V94H165V89L164 88H161V89H159V86L161 85V87H165V88H167V86H168V88H170L169 86L171 85V82L173 81V80H171V82H169L168 83V85H166L167 83L166 82H168V80H170L169 78H171V79H173L176 75H178L179 74V70L177 71L176 70V72H174L172 69V71L170 70V69H166V68H172V66L170 67V65H173L172 63L174 62L175 63V61L177 62V57L178 56H176L175 55V61H172V63H170L171 61H169V63L166 65L167 67L164 69V64H166V62L165 63H163L164 61H165V59L167 60V62H168V60H170L168 57H169V53H170ZM211 51V50H210ZM0 52H1V50H0ZM3 52H5V50L3 51ZM30 52V51H29ZM48 52V51H47ZM69 52V51H68ZM75 52V51H74ZM155 52V51H154ZM173 52H174V50H173ZM184 52V51H183ZM188 52V51H187ZM193 52H194V50H193ZM207 52V51H206ZM252 52V53H251ZM50 53V52H49ZM55 53V52H54ZM70 53V52H69ZM73 53V52H72ZM77 53H78V50H77ZM111 53H113V51L111 52L110 51V54ZM189 53V52H188ZM43 54V53H42ZM107 54H108V56H109V52H107ZM136 54V53H135ZM169 54V55H168ZM174 54V53H173ZM173 54H172V56H170V58L172 57L173 58ZM211 54H212V52H211ZM213 54H215V53H213ZM44 55V54H43ZM58 55H59V53H58ZM100 55V54H99ZM137 55V54H136ZM154 55V54H153ZM168 55V56H167ZM204 55V54H203ZM208 55H209V53H208ZM236 55L238 56H240V57H236ZM103 56V55H102ZM107 55H105V57H106ZM197 56V55H196ZM211 56V55H210ZM213 56V55H212ZM216 56H218V55H216ZM222 56V55H221ZM44 57V56H43ZM58 57V56H57ZM131 57V58H132ZM214 57V56H213ZM224 57V56H223ZM222 57V58H223ZM236 57V58H235ZM65 58V57H64ZM72 58V57H71ZM83 58V57H82ZM102 58H104V57H101V61L100 62H102L103 61V59ZM168 58V59H167ZM182 58V57H181ZM203 58V57H202ZM225 58H226V56H225ZM40 59V58H39ZM42 59V58H41ZM75 59V58H74ZM122 59H124L123 57H122ZM122 59H121V61H122ZM133 59V58H132ZM220 59V58H219ZM227 59H225V60H227ZM43 60H44V58H43ZM52 60V59H51ZM54 60V59H53ZM76 60H78V59H76ZM92 60V59H91ZM150 60V61H149ZM151 60L153 61V63H151ZM171 60H173V59H171ZM212 60H215V58L214 59H212ZM224 60V61H225ZM37 61V60H36ZM58 61V60H57ZM63 61V60H62ZM64 61H66V60H64ZM72 61V60H71ZM84 61V60H83ZM93 61H94V59H93ZM98 61V60H97ZM128 61V62H127ZM148 61L150 62V63H148ZM210 61V60H209ZM52 62V61H51ZM55 64H56V62L55 61H53ZM73 62L75 63V61L73 60ZM85 62V61H84ZM87 62V61H86ZM123 62V61H122ZM163 64H162V63ZM215 62V61H214ZM219 62V61H218ZM217 62V63H218ZM262 62H263V65H262ZM49 63V62H48ZM64 63V62H63ZM82 63V62H81ZM102 63H104L105 64V66H106V63H105V59H104V62H102ZM121 63V62H120ZM133 63V64H132ZM161 63V64H160ZM210 63V62H209ZM216 63V62H215ZM47 64V63H46ZM59 64H60V62H59ZM66 64V63H65ZM69 64V63H68ZM73 64V63H72ZM71 64V65H72ZM80 64V63H79ZM112 64V63H111ZM122 64V63H121ZM126 64H122L123 66H125ZM228 64V65H227ZM76 65V64H75ZM84 66H85V63L83 64ZM83 65H81V67L83 66ZM116 66L117 65H119V63H117V64H115ZM136 67H135V66ZM164 65V66H163ZM169 65V66H168ZM186 65V64H185ZM207 64H205V66H206ZM217 65V64H216ZM215 65V66H216ZM42 66H43V63H42ZM62 66H63V64H62ZM73 66V65H72ZM77 66V65H76ZM99 66V67H98ZM105 66H103V67H105ZM107 66H108V63H107ZM127 67L128 69H124L123 68V70H125V71H127L128 70V72H129V68H131V67ZM161 66H163V69H162V67ZM179 66V65H178ZM177 65H176V63H175V67L173 68V69H177V67H178ZM181 66V65H180ZM190 66V65H189ZM209 66V65H208ZM60 67V69H61V66H59ZM64 67H65V65H64ZM67 67V66H66ZM86 67V66H85ZM113 67V66H112ZM119 67H121V65L119 66ZM158 67H160V68H158ZM183 67H185V66H183ZM182 67V68H183ZM211 67V66H210ZM56 68V67H55ZM122 68V67H121ZM155 68H156V70H155ZM178 68H180V67H178ZM182 68H180V70H182ZM190 68H192V65H191V67ZM47 69V68H46ZM51 69H53V68H51ZM60 69L59 70H56V71H59L60 72ZM83 69H84V67H83ZM94 69V70H93ZM110 69V68H109ZM115 69V68H114ZM113 69V70H114ZM118 69V68H117ZM131 69V70H132ZM186 69V68H185ZM187 69H188V67H187ZM206 69H208V68H206ZM214 69V68H213ZM214 69V70H215ZM2 70V69H1ZM43 70V69H42ZM87 70V71H86ZM107 70V69H106ZM119 70V69H118ZM148 70H149V72H148ZM150 70H155L156 72H155V74H153V73H150ZM170 70V71H169ZM184 70V69H183ZM189 70V69H188ZM236 70V71H235ZM4 71V70H3ZM41 71V70H40ZM39 71V72H40ZM62 71V73H64V71H63V69L61 70ZM84 71V72H83ZM103 73H104V71H103V68H102V70H101ZM186 71V70H185ZM184 71V72H185ZM211 71V70H210ZM37 72V71H36ZM52 72V71H51ZM65 72H67V71H65ZM107 72H109L108 70H107ZM117 72V71H116ZM147 72L151 75H147ZM183 72V73H184ZM198 72V71H197ZM50 73V72H49ZM53 73V72H52ZM56 73V72H55ZM58 73V72H57ZM56 73V74H57ZM61 73V78H60V75H59V77H57V78H59V79H62V78H64V77H66V76H64L63 77V74ZM68 73H64V74H68ZM82 73V74H81ZM123 74H124V72H122ZM162 75H161V74ZM181 73V72H180ZM187 73V72H186ZM206 73V72H205ZM209 73V72H208ZM4 74V73H3ZM48 74V73H47ZM79 74H81V76H79L78 77V75ZM111 74V73H110ZM126 74V73H125ZM213 74V73H212ZM2 75V74H1ZM181 75H182V73H181ZM207 75V74H206ZM41 76V75H40ZM46 76V75H45ZM53 76H55L54 74L53 75H51V77H53ZM57 76H58V74H57ZM69 76V75H68ZM74 76V77H73ZM112 76V75H111ZM114 76H115V78H114ZM125 76V75H124ZM179 77H181L180 75H178ZM235 76V77H236ZM75 77H78L77 79L75 78ZM96 77H97V79L98 80H96ZM128 77V76H127ZM168 77V78H167ZM173 77V78H172ZM178 77V78H179ZM183 77H185V76H183ZM189 77V76H188ZM220 77V76H219ZM234 77V76H233ZM2 78V77H1ZM48 78V77H47ZM68 78V77H67ZM71 78V80L72 81H74L73 79ZM114 78V79H113ZM167 78V79H166ZM192 78V77H191ZM194 79H195V77H193ZM208 78H210V77H208ZM242 78H244V81L242 80ZM247 78V77H246ZM3 79V78H2ZM93 79H95V81L96 82H93ZM110 79L113 81V82H111L110 81ZM167 81H166V80ZM175 79H176V77H175ZM185 79V78H184ZM190 79V78H189ZM211 79V78H210ZM216 79V78H215ZM241 79V80H240ZM49 80V79H48ZM125 80V81H124ZM143 80H146V82H147V80H148V82L150 81V82H153L154 83V81L156 82V83H154V84H159V85H157L158 87H155L154 89H152V91L150 92L148 89H147V91H149V94L151 95V96H149V94H147V92L146 93H144V95H142V97H137V93H138V89H137V87H139V88H142V82L141 81H143ZM153 80V81H152ZM190 80H192V79H190ZM204 80V79H203ZM212 80V79H211ZM211 80H210V82H211ZM55 81V80H54ZM70 82L69 81V85H67V84H62V86L64 85L65 86V88H66V85L69 87H72L73 86V82ZM79 81V80H78ZM114 81H115V83H117V84H113L114 83ZM117 81V82H116ZM174 81H176V83H177V79L176 80H174ZM182 81H184L183 79H182ZM187 81H189V80H187ZM186 81V82H187ZM205 82H203L202 84H204V83H206V79L204 80ZM259 81V80H258ZM261 81H262V78H261ZM67 82V81H66ZM66 82H64V83H66ZM75 82V81H74ZM110 82H111V85H110ZM157 82H159V83H157ZM181 82V81H180ZM186 82H184L185 83V85H186ZM260 82V81H259ZM80 83L78 84V85H80ZM92 83V85H90ZM164 83H165V85L166 86H163L164 85ZM179 83V82H178ZM183 83V82H182ZM72 84V85H71ZM113 84V85H112ZM146 84V83H145ZM148 84V83H147ZM151 84V83H150ZM173 84H175V82H173ZM173 84L171 85L172 87H173ZM180 84L181 83H179V84H175L177 87H179L180 88V90H181V87H184V86H181L180 87ZM188 84H190V83H188ZM194 84V83H193ZM193 84H192V86L191 87H193ZM198 85H200L199 83H197ZM206 84H211V83H209V81H208V83H206ZM232 84V83H231ZM50 85V84H49ZM59 85V84H58ZM75 85V84H74ZM89 85H90V87H89ZM182 85V84H181ZM209 85L207 86L206 85V87L208 88L209 87ZM213 85H214V83H213ZM1 86V85H0ZM9 86V85H8ZM51 86V85H50ZM55 86V85H54ZM75 86H77V85H75ZM145 86V85H144ZM156 86V85H155ZM175 86V87H176ZM189 86V85H188ZM195 86V85H194ZM201 86V85H200ZM199 86V87H200ZM5 87V86H4ZM11 87V86H10ZM14 87V86H13ZM107 87V88H106ZM147 87V86H146ZM151 87V86H150ZM149 87V88H150ZM172 87H171V89H172ZM176 87V88H177ZM190 87V88H191ZM196 87L197 86H195V88L193 87V89L194 90H196ZM48 88V87H47ZM61 88V87H60ZM72 88H74V86L72 87ZM76 88H78V89H80L78 86L76 87ZM91 88V89H90ZM98 89V91H97V89ZM145 88V87H144ZM148 88V87H147ZM156 88H158L157 90L158 91H160L161 93H158V91L156 90ZM186 88V87H185ZM204 86L202 85V87H201V89H203L204 90ZM210 88V87H209ZM212 88V87H211ZM210 88V89H211ZM214 88H216V87H214ZM62 90L64 89V87L63 88H61ZM86 89V90H87ZM170 89V91L168 90V92L167 93H171L172 92V90ZM200 89V90H201ZM3 90V89H2ZM7 90V89H6ZM51 90V89H50ZM55 90V89H54ZM69 90V88L67 89V91ZM77 90V91H76ZM151 90V89H150ZM178 90V89H177ZM188 90H189V88H188ZM187 90V91H188ZM191 90V89H190ZM207 90V89H206ZM205 90V91H206ZM213 90V89H212ZM3 91H5V90H3ZM80 93H79V92ZM139 91H141V90H139ZM143 91V90H142ZM142 91H141V93H142ZM153 91H155V93H153ZM192 91V90H191ZM190 91V92H191ZM214 91V90H213ZM220 91V90H219ZM64 92V91H63ZM85 92V93H84ZM92 92V91H91ZM90 92V94L88 95V96H90L92 93ZM164 92V93H163ZM189 92V91H188ZM187 92V94H189ZM194 92V91H193ZM199 92V91H198ZM197 92V93H198ZM210 92V91H209ZM217 92V91H216ZM3 93V92H2ZM66 93H68V92H66ZM88 93V92H87ZM152 93V94H151ZM156 93H158V96H157V94ZM163 93V94H162ZM182 93V92H181ZM57 94H59V92L57 93ZM56 94V95H57ZM61 94L64 96V94H65V92H64V94L61 92ZM60 94V95H61ZM79 94H81V95H79ZM139 95H140V93H138ZM160 94H162L161 96H160ZM169 94L167 95L168 97H169ZM176 94V93H175ZM174 94V95H175ZM187 94L185 93V95L187 96ZM194 94V93H193ZM192 94V95H193ZM195 94H196V92H195ZM4 95V94H3ZM55 95V94H54ZM86 95V94H85ZM84 95V96H85ZM166 95V94H165ZM177 95H180V94H177ZM198 95V94H197ZM65 96V97H66ZM69 96V97H68ZM83 96V95H82ZM83 96V98H85ZM87 96V97H88ZM95 96H93V97H89L87 100H89V102H90V100L92 99V101L93 100H95L96 98H95ZM152 96H153V98H152ZM157 96V97H156ZM166 96V97H167ZM181 96H182V94H181ZM184 96V95H183ZM189 96H191V93H190V95ZM47 97V96H46ZM160 97V98H159ZM171 97V96H170ZM174 96H172L171 97V99H170V101L173 99V103L172 104H174V101L175 102H179V100H180V98H178V97H176L175 96V98H178L179 100L177 101V99H175V98H173ZM197 97V96H196ZM3 98V97H2ZM1 98V99H2ZM14 98V97H13ZM50 98V97H49ZM64 98V97H63ZM73 98V97H72ZM94 98V99H93ZM136 98V99H135ZM139 98V99H138ZM238 99V101H241V99ZM262 98V97H261ZM11 99V98H10ZM17 99V98H16ZM55 99V98H54ZM57 99H60V98H56V101H57V103H58V101H60L58 104H59V107H60V104H62V106L63 105H65V104H63L62 102L64 101V99H63V101H62V98L60 99V100H57ZM168 99V98H167ZM167 99H166V102H167ZM175 99V100H174ZM183 99V98H182ZM194 99V98H193ZM212 99V98H211ZM244 99V100H245ZM6 100V99H5ZM7 100H8V98H7ZM53 100V99H52ZM74 100V99H73ZM156 100V101H157ZM44 101H46L45 99H44ZM54 101V100H53ZM68 101V100H67ZM72 100H70L69 102H71ZM99 101H98V103H99ZM104 101H102V102H104ZM169 101V100H168ZM182 101V100H181ZM260 101V100H259ZM0 102H2V101H0ZM11 102H13V101H11ZM74 102V103H75ZM94 102V101H93ZM93 102H90V103H92V106H93ZM96 102V101H95ZM147 102V103H148ZM158 102V101H157ZM165 101H164V103H166ZM248 102V101H247ZM43 103V102H42ZM169 103V102H168ZM195 103V102H194ZM246 103V102H245ZM252 103H251V105H252ZM4 104H6V102L4 103ZM12 104V103H11ZM53 104V103H52ZM54 104H56V102H54ZM58 104L56 105V107L58 106ZM71 104H72V102H71ZM87 105L89 104V103H86ZM85 104V105H86ZM96 104H97V102H96ZM95 104V105H96ZM100 104V103H99ZM114 104H116V106L114 105ZM153 104H155V102L153 103ZM170 104H171V102H170ZM177 104V103H176ZM190 104V103H189ZM188 104V105H189ZM192 104V103H191ZM240 104V103H239ZM45 105V104H44ZM49 105V104H48ZM86 105V106H87ZM152 105V104H151ZM150 104H149V106H151ZM161 105H163V107H164V104L163 103H161V104H155L154 105V107L153 106H151L152 108L150 109V110H154L155 111V108L157 109V107H162ZM169 105V104H168ZM175 105V104H174ZM174 105H171V106H169V107H167V109H169V108H172ZM196 105V104H195ZM244 105V104H243ZM243 105L241 106L242 107V109H243V111L246 109H244L243 108ZM246 105V104H245ZM1 106V105H0ZM10 107H11V105H9ZM8 106V107H9ZM41 106V105H40ZM70 106V104L68 105V106H66L65 105V107H61V108H64V110L65 111H63V113H62V115L64 114L65 116H67V114H68V117L70 118L71 117V114H72V117L73 118H75V119H77V118H82V120H83V122H86L87 120H91V118H93V115H95L98 111H96V108H98V107H95L94 106V109H91L92 108V106H90V104L86 107V106H84L83 105V107L81 106V108L79 109V110H75V108L74 107H76V106H78V105H76L75 106V104H74V106L72 107V105H71V107L72 108H74V110L71 108V107H69ZM127 106V107H128ZM139 106V107H138ZM146 106H148V104L146 105ZM146 106H144L143 108L145 109L146 108ZM155 106H157V107H155ZM175 106H177V108L175 107ZM174 107L176 108L175 110H179V112H180V110L182 109L181 108V106H180V104H177V105H175ZM193 106V105H192ZM192 106L190 105V107H187L188 109H190L191 110V108H192ZM253 106V105H252ZM2 107V106H1ZM5 107H6V105L3 107V109H5ZM9 107V108H10ZM55 107V108H56ZM59 107H57V108H59ZM67 107V108H66ZM100 107V106H99ZM166 107V106H165ZM185 107V106H184ZM183 107V108H184ZM245 107V106H244ZM246 107H248L247 105H246ZM254 107V106H253ZM255 107H256V103H255ZM12 108V107H11ZM37 108H38V106H37ZM44 108H45V106H44ZM54 108V109H55ZM56 108V109H57ZM61 108H59V109H61ZM78 108V107H77ZM102 108V107H101ZM148 108V107H147ZM180 108V109H179ZM197 107L195 106V108H193V109H196ZM35 109V108H34ZM52 109V108H51ZM98 109H100V108H98ZM128 109V108H127ZM161 108H158L157 109V111H149V109H147L148 111L146 112V110H142L143 112H145V113H142L141 111H140V113H133V111H131V110H129V112H131V113H129L128 111L127 112H124L123 113V118L121 119L120 118V120H119V122H120V124H118V128H117V126H115V127H113V126H111L112 124L111 123H109L108 122V120H106L108 123H104V124H106V125H102V121H104L105 120V118H104V120L102 119V120H100L99 121V119H101V118H96V120L98 119V123H96V124H99V122H100V126L99 127H97V128H99V129H97V128H95L96 127V125H95V127L93 126V124L91 125V123H93V122H90V124L89 123H87V124H89V126L91 125V128L93 127V128H95V131H94V129L93 130H87V131H89L90 133L92 132L93 134L95 133V132H97L96 131V129L101 133L100 135H101V137H104L103 136V133H104V135H107V142L109 143L108 145H109V147H112L113 146V152L112 151H110V149H109V151L111 152V153H113V154H109V155H111V158H112V160H110V157H109V155H105V156H107L106 158H104V161H100L101 162V164L103 163V165H102V170H101V168H100V166L101 165H99V170L97 171V172H95V173H97V176H98V173H101L100 175H101V177H104V176H106V174H109V175H107L108 177H106V178H104L105 179V181H104V179H102L104 182H102V180H101V183H99V182H97V183H99L100 185L99 186H97V185H95L94 187L96 188L95 190H94V188L92 189L91 187L93 186V185H91L90 186V192L91 191H93L94 190V192L96 191V193H94L95 195H99L98 193L100 192V195L95 199L96 200V204H97V207H98V209H101V208H104V206H105V209H107L106 208V206H109V207H113V206H115V210H113L114 209V207H113V209H110L111 210V212H110V215L112 216H118V214H120L119 215V218L121 217L122 218V220H124V223L122 224L121 223V226H119V229L121 228V227H123L124 229H123V232L121 233L120 232V230H118L117 232H119L120 233V235L121 234H123V233H129L130 234V238L128 239V241L125 243V241H126V237L124 238L125 239V241H124V239H123V242L125 243L124 245H123V243H121V244H119V245H121V246H118V244H117V246L116 245H113L114 244V239H112V241L110 240H108L107 241V244L108 245H106L105 247H104V249L105 250H102L103 251V253H106L107 254V252H108V254L109 253H111V252H109V251H112V253H113V251H116V250H118L119 251V253L120 254H125L126 255V257H127V259L128 260H130V259H136V262H137V260H138V262H139V260H141L143 257H145V254L144 255H142L141 254V248L143 249V247L145 246H142L143 244H144V242H146V241H143V244H138V242L137 241H139V240H142V239H146L147 238V241H149L148 240V238L150 239V237H149V234L150 235H154V237H153V239H155V235L157 236V239H159L160 237H161V235L164 233H166V238H167V240H169V238H171V235H172V233H175L176 235H174V236H177V234H178V237L180 238V239H178L177 237V239H178V241H179V243L175 240V242L177 243V244H182L183 246H182V248L183 247H185L186 245V247L188 248V245L189 244H191V241L193 240V239H195V238H197L198 236L196 235V234H198L199 232V230H197V232H192L195 228H194V226L195 227H198V225H200V227L198 228V229H203L204 230V228H205V230H206V227H204L205 226V224H204V226L202 227V225H201V223L200 224H197L198 223V220L196 221V219L197 218H194L193 216L195 215V214H193V216L189 213V209L188 208H192L191 206L193 205L194 206V204L196 205L197 203H198V201L196 200V199H198V198H196V194L198 193V194H200L201 195V192L199 193V192H196L197 191V189H200V191H201V188H198V187H196L197 186V184L196 183H194L193 185L196 187V190H195V187L193 188V185H192V182H193V180H195V182H197L196 181V179L197 178H200V176H203L202 178H206V179H208V177H204V174H207V176H209V178H211L212 177V175H213V177L215 178V177H218V176H220V175H222L221 173H219V174H217L219 171L216 169V168H213V169H216V171H218L216 174H215V171H214V173H213V169H212V163L210 164V162L208 161L206 164L204 163V162H201V163H199L200 165H201V167H200V169H202V171L198 168L199 167V165H198V162H199V160L201 161V160H203V159H200L201 157L200 156H202V158H204L205 157V150L204 151H201V150H199L198 149V151H201L200 153H202V152H204V153H202V154H200L199 155V153H198V151L197 150H194L193 151V149L192 148H194L195 146V143L194 142H192L193 141V139H192V141H190L191 139H186L185 137H187V136H189L190 135V137L191 136H194V134H196V136L197 137H195V138H197V139H195L194 141H197V143L198 144H201V142H202V140H201V142H200V138H199V136H200V134L202 133V132H200V134H199V132L197 131V129L199 128L197 125H195V126H197L198 128H196V127H193V122H192V126L189 124V123H191L190 121H192L191 119H190V121H189V117L190 116H188V112H190V110L189 111H185L184 109H182V111H184V112H180L179 114H178V112L176 113V111H173L172 109H170V110H167L165 113H162L161 115L158 113H156V112H158L159 110H160ZM164 109V108H163ZM174 109V108H173ZM186 109V108H185ZM187 109V110H188ZM200 109V108H199ZM198 109V110H199ZM248 109V108H247ZM67 110H68V112L70 111V114L69 113H66L67 112ZM101 110V109H100ZM166 110V109H165ZM164 110V111H165ZM197 110V111H198ZM4 111V110H3ZM6 111H7V109H6ZM13 111V110H12ZM11 111V112H12ZM53 111V110H52ZM51 111V112H52ZM58 111H62V110H58ZM14 112V111H13ZM47 112V111H46ZM49 112V111H48ZM55 112H57V111H54V114H55ZM136 112H139V111H136ZM175 112V113H174ZM193 112V110L189 113V114H191ZM234 112H236V111H234ZM36 113V112H35ZM58 113V112H57ZM66 113V114H65ZM195 113H197L196 111H195ZM237 113V112H236ZM235 113V114H236ZM43 114V113H42ZM174 114H176V115H178L177 117H179V119H177V117H174V116H176V115H174ZM234 114V113H233ZM234 114V115H235ZM4 115H5V113H4ZM46 115V114H45ZM51 115V114H50ZM57 115V114H56ZM59 115H61V113H59ZM70 115V116H69ZM112 115V114H111ZM119 115V114H118ZM193 115V114H192ZM191 115V116H192ZM7 116V115H6ZM38 116V115H37ZM116 116V115H115ZM194 116V115H193ZM196 116V115H195ZM44 117V116H43ZM42 117V118H43ZM58 117V116H57ZM60 117V116H59ZM62 117V116H61ZM98 117V116H97ZM108 117V116H107ZM119 117V116H118ZM122 117V116H121ZM187 117H188V125L186 124V125H184L183 123H182V121L181 120H185L184 118H186L187 119ZM231 117V116H230ZM8 118V117H7ZM46 118H47V116H46ZM52 118V117H51ZM50 118V119H51ZM68 118V119H69ZM95 118V117H94ZM115 118V117H114ZM134 118V119H133ZM139 119L140 120V122L138 123V124H136V125H131V123H132V120H135V119ZM174 118H176L177 120H178V122H180L179 124H178V122L177 121H175L174 120ZM191 118V117H190ZM49 119V118H48ZM58 119V118H57ZM66 119V117L63 119V120H65ZM71 119V118H70ZM75 119H73L72 121H68L69 122V124H67L66 123V126L68 125V128H70L71 126L73 127V129H75V128H77V127H74L75 126V124H76V126L78 125V123L76 122V120ZM108 119V118H107ZM116 119V118H115ZM193 119V121H195L194 119V117L192 118ZM199 119V118H198ZM227 119V118H226ZM232 119V118H231ZM16 120V119H15ZM60 120V119H59ZM75 120V121H74ZM174 120V122H175V125H176V123H177V125H178V128L177 127H173V126H175V125H173V121ZM55 121V120H54ZM74 121V122H73ZM79 121H81L80 119H78V122ZM92 121H93V119H92ZM94 121H95V119H94ZM105 121V122H106ZM111 121H113V119L111 120ZM146 121H148V123L149 122H151V125H150V123L148 124L149 126L147 127V125H145L147 122ZM198 121V120H197ZM72 122V123H71ZM82 122V123H83ZM88 122V121H87ZM144 122H145V124H144ZM166 123L165 124V127H164V124H163V126L161 125L162 123ZM172 122V123H171ZM186 122V121H185ZM196 122V121H195ZM236 122V121H235ZM4 123V122H3ZM52 123V122H51ZM57 122H55V125H56V127L57 126H59L61 123H59V125H58V123L56 124ZM72 125H71V124ZM118 123V122H117ZM136 123V122H135ZM196 123H198V122H196ZM195 123V124H196ZM13 124V123H12ZM45 124V123H44ZM94 124H95V122H94ZM155 124H157V125H155ZM160 124V125H159ZM172 126H171V125ZM180 124H182L181 125V127L179 126ZM53 125H54V123H53ZM64 126H65V124H63ZM62 125V126H63ZM69 125H71V126H69ZM74 125V126H73ZM159 125V126H158ZM190 125V126H189ZM44 126V125H43ZM50 126H52L51 124H50ZM166 126H168V127H166ZM169 126H171V128H169ZM235 126V125H234ZM233 126V127H234ZM237 126H239V124L237 125ZM48 127V124H47V126L45 127V128H47ZM83 127H85V126H83ZM82 126H81V128H83ZM102 127H104V128H102ZM110 127H113V128H110ZM232 127V128H233ZM6 128V127H5ZM9 128V127H8ZM50 128V127H49ZM48 128V129H49ZM66 128V127H65ZM80 128V127H79ZM78 128V129H79ZM100 128L102 129L101 131H100ZM129 128H131L132 129V132L130 133L131 135H134V136H130V137H128V135H127V137L129 138V141L127 142V144L126 145H124V146H121L120 148H116L114 145H110V144H113V142H112V140H111V138L113 137V138H115V139H113L114 140V143H115V140H117L116 139V137H118V134H117V132L118 133H122L123 132V134H125V132H127V130L129 129ZM71 129V131L73 132V129L72 128H70ZM115 129H118V131L116 132V134H117V136H115L114 137V135H116V134H114L113 133V136H111L110 137V135L111 134H109V133H111V131L112 130H114L115 131ZM243 129V128H242ZM8 130V129H7ZM13 130V129H12ZM18 130V129H17ZM43 130V129H42ZM45 130V129H44ZM66 130V129H65ZM80 130V129H79ZM200 130V129H199ZM233 130V129H232ZM241 130V129H240ZM240 130H238L236 133H235V139H236V146H238V147H240V146H242L243 147V145H245L243 142H242V140L244 139L243 138V134H245V133H242V130L240 131ZM0 131H2V130H0ZM11 131V130H10ZM67 131L69 132L70 130H68L67 129ZM77 130H75V132H76ZM84 131V130H83ZM86 131V133L87 134H90V133H88ZM113 131V132H114ZM130 131V130H129ZM236 131V130H235ZM75 132L73 133L75 136H77L76 134H77V132H76V134H75ZM80 131H78V133H79ZM99 132H97V133H99ZM103 132V133H102ZM138 132V133H137ZM198 132V133H197ZM208 132V131H207ZM246 132V131H245ZM14 133V132H13ZM69 133H71V132H69ZM91 133V134H92ZM106 133V134H105ZM108 133V134H107ZM9 134H10V132H9ZM12 134V133H11ZM15 134V133H14ZM66 134V133H65ZM72 134V135H73ZM82 134V130H81V133H79L78 135H81ZM84 134V133H83ZM82 134V135H83ZM96 134V133H95ZM191 134H193V135H191ZM199 134V135H198ZM203 134V137L202 136H200V137H202V139L206 136V135H210L209 133L208 134H206L205 133V136H204V132L202 133ZM62 134H60L59 136H61ZM71 135V136H72ZM86 135V134H85ZM99 134H96L95 136H98ZM109 135V136H108ZM120 135V134H119ZM122 135V134H121ZM120 135V136H121ZM12 136V135H11ZM64 136V135H63ZM186 139H181V138H183V137ZM208 136H206L204 139H206ZM241 136H242V140H241ZM14 137H16V136H14ZM65 137V136H64ZM63 137V138H64ZM79 136H77L75 139L77 140V138H78ZM100 137V136H99ZM245 137V136H244ZM62 138V137H61ZM94 138V137H93ZM180 138V139H179ZM192 138V137H191ZM70 139V138H69ZM79 139H81V138H79ZM83 139V138H82ZM90 139H92V138H90ZM100 139H103V138H100ZM119 139V138H118ZM124 139V138H123ZM164 139V140H163ZM234 139V140H235ZM73 140V139H72ZM85 140V139H84ZM120 140V139H119ZM172 140V141H171ZM179 140H180V142H179ZM181 140H182V142H181ZM185 140V141H184ZM233 140V141H234ZM17 141V140H16ZM81 141V140H80ZM124 141H126L125 139H124ZM124 141L122 140V142H123V144H124ZM168 141H170L171 143H170V145H176L177 143L176 142H179L180 144H181V146L180 147H177L178 145H176L175 146V149L176 148H179V149H176L177 150V153H174L175 155H168L167 157H166V155L164 154V152L162 153V150L163 149H168L169 148V142ZM173 141H174V144H173ZM205 141V140H204ZM76 142V141H75ZM74 142V143H75ZM90 142V141H89ZM96 142V141H95ZM106 142V143H107ZM118 142V141H117ZM165 142L166 143H168L166 146L167 147H163V146H165ZM247 142H250V141H247ZM247 142H245L246 144H247ZM4 143V142H3ZM6 143V142H5ZM13 143V142H12ZM72 143V142H71ZM97 143V142H96ZM103 143V142H102ZM104 143H105V140H104ZM194 143V144H193ZM252 143V142H251ZM15 144V143H14ZM59 144V143H58ZM67 144V143H66ZM75 144H77V143H75ZM79 144V143H78ZM116 144V143H115ZM120 144H122V143H120ZM233 144V143H232ZM258 144V143H257ZM3 145V144H2ZM9 145H11V144H7V146L6 147H8ZM61 145V144H60ZM68 145V144H67ZM70 145V144H69ZM73 144H71V146H72ZM94 146H95V144H93ZM101 145H103V147H104V144H101ZM142 145V146H141ZM182 145H183V147H182ZM250 145V144H249ZM255 145V144H254ZM12 146V145H11ZM10 146V147H11ZM56 146V145H55ZM58 146V145H57ZM56 146V147H57ZM74 146H76V145H74ZM99 146V145H98ZM140 146H141V148H140ZM194 146V147H193ZM204 146V145H203ZM233 146V145H232ZM232 146H231V148H232ZM236 146H235V142H234V147H235V149H237L236 148ZM3 147V146H2ZM18 147V146H17ZM55 147V148H56ZM66 147V146H65ZM64 147V148H65ZM76 147H80V146H76ZM105 147H107V149L105 148ZM105 149L106 150H108V146H106V144H105ZM114 147L116 148L115 149V151H114ZM162 147V148H161ZM182 147V152L180 151V152H178L179 150H180V148ZM191 147V149H189ZM205 147V146H204ZM210 147V146H209ZM234 147H233V150H235L234 149ZM246 147V146H245ZM250 147V146H249ZM258 147V146H257ZM4 148H5V146H4ZM4 148H3V151L2 150H0V156H1V154L4 152H6V153H8L9 151H10V149L9 148H5V149H8L9 151H4ZM12 148H14V147H11V152L10 153H8V154H5V155H7V158H6V156L4 157L5 159L4 160H2L1 161V159H0V264H84L85 262H86V260H85V257H87V255H85V254H83L84 252H83V248H85L86 249V247H84V245H86L87 246V244H85L82 240H81V236L83 235V233L85 232L84 230H83V228L81 227V221H82V219L81 220H77V219H75L73 216H71V217H73V222H75V224H76V227H74V226H72V227H74V228H70V230H65V229H68V227L67 228H64V227H62V228H60V227H58V225H60L61 224V222L63 221L64 222V220H60V219H57V221H52V219H53V217H52V215L51 214H49V212H47V210H45V212H39V213H34V212H32L31 210H32V207L30 208V209H28L29 211H25V210H27V208L24 210V208H23V203H22V205L20 204V201H22L23 202V200L22 199H20V198H23V197H27V196H30L29 195V193H31V192H28V186L27 185H30V184H26V183H28V181L27 182H23V184L22 185H24V184H26V186H21L20 185V187H19V168H20V166L18 165V164H16L14 161H12L11 162V160H13L14 158L13 157H15V155L13 154V150L14 149H12ZM72 149H73V147H71ZM71 148H70V151H71ZM98 148H100V146L98 147ZM98 148H94L95 150H98ZM138 148H140L139 150H138ZM184 148H186V149H184ZM203 148V147H202ZM230 148V149H231ZM241 148V147H240ZM19 149V148H18ZM60 149H61V146H60ZM60 149H59V147H57L56 149H55V153L56 154H58V155H56V156H58V158L60 159V156H59V154H60ZM102 149V148H101ZM101 149H99L98 150V152L101 150ZM135 149H137V152L135 151ZM204 149V148H203ZM259 149V148H258ZM261 149V148H260ZM74 150V149H73ZM75 150H76V148H75ZM78 150V149H77ZM82 150V149H81ZM90 150V149H89ZM92 150V149H91ZM90 150V151H91ZM95 150H93L94 151V153H93V151L92 152H90V154L91 153H93V154H95L97 151H95ZM210 149H208V151H209ZM252 150V149H251ZM250 150V151H251ZM59 153H58V152ZM132 151H135V153H132ZM196 151H197V153H196ZM231 151V150H230ZM235 151H237V150H235ZM234 151V152H235ZM241 151V150H240ZM249 151V152H250ZM256 151V150H255ZM260 151V150H259ZM258 151V152H259ZM62 152V151H61ZM68 152V151H67ZM72 153H73V151H71ZM85 152V151H84ZM89 152V151H88ZM169 152V151H168ZM172 152V151H171ZM170 152V153H171ZM173 152H176V151H173ZM206 152H207V150H206ZM210 152H211V150H210ZM233 152V153H234ZM252 152V151H251ZM4 153L2 154V155H4ZM55 153H54V155H55ZM71 153V154H72ZM85 153H87V151L85 152ZM108 153V152H107ZM207 153H209V152H207ZM206 153V154H207ZM231 153H232V151H231ZM240 153V152H239ZM62 154V156L61 157H63L65 154H66V156H67V153L65 152L64 153V155H63V153H61ZM80 154H82V153H80ZM99 154V153H98ZM236 154H238V152H236ZM235 154V155H236ZM250 154V153H249ZM256 154V153H255ZM83 155V154H82ZM85 155H88V153L87 154H85ZM96 155V154H95ZM251 155V154H250ZM53 156V155H52ZM64 157V158H66V159H64L65 160V162L66 161H68V163H70L71 165H75V166H77L76 164L77 163H75V164H72V163H74V162H76L75 160H77V159H73L72 157H73V155H72V157H68V156H70V155H68L67 157ZM74 156H76V155H74ZM80 156V155H79ZM94 156V155H93ZM100 156H102L101 154H100ZM211 155H209V157H210ZM255 156L256 155H254V158H255ZM2 157V156H1ZM86 157V156H85ZM90 157V156H89ZM186 159H185V158ZM238 157H239V154H238ZM241 157V156H240ZM70 158L72 159V160H70ZM92 158V157H91ZM98 158H99V156H98ZM101 158V157H100ZM165 158H167L166 160H165ZM190 158V159H189ZM207 158H208V155H207ZM207 158H206V160H207ZM53 158H51V160H52ZM58 159V160H59ZM63 159V158H62ZM67 159H69V160H67ZM87 159H89V158H87ZM107 160V162H106V160ZM149 159H151V163H147L148 161L147 160H149ZM183 159H185V160H183ZM209 159V158H208ZM231 159V158H230ZM232 159H233V157H232ZM259 159V158H258ZM257 159V160H258ZM57 160V159H56ZM91 160V159H90ZM97 160V159H96ZM256 160V159H255ZM74 161V162H73ZM78 161V160H77ZM80 161V160H79ZM78 161V162H79ZM82 161H83V159H82ZM85 161H86V159H85ZM109 161V162H108ZM144 161H146V163H143ZM217 161H218V159H217ZM49 162V161H48ZM51 162V161H50ZM59 162H60V160H59ZM62 162V161H61ZM65 162L63 163L62 162V164H64V167L65 168H67V167H69L70 168V166H66L67 164H65ZM81 162V161H80ZM91 162V161H90ZM90 162H88V160H87V163L86 162H84L85 164H83V166L86 168L87 167V165H89L90 164ZM239 162H241V161H239ZM243 162V161H242ZM47 163V162H46ZM115 163H120L121 165H119V164H117V165H119L120 166V169L118 170V171H114L113 172V174H110V172L109 173H107L106 171L107 170H109V168L110 167H112L113 168V164L115 165ZM202 163H204V165L202 164ZM209 163V164H208ZM219 163V162H218ZM257 163V162H256ZM256 163H254V164H256ZM52 164V163H51ZM51 164H50V166H51ZM92 164V163H91ZM98 164V163H97ZM254 164H253V166H254ZM39 165V164H38ZM79 165V164H78ZM93 165V164H92ZM117 165H116V167H117ZM123 165H125L126 166V168H123L124 166ZM223 165V164H222ZM257 165V164H256ZM22 166H23V164H22ZM83 166H81V170H82V168H83ZM238 166V165H237ZM239 166H240V163H239ZM41 167H42V165H41ZM48 167V166H47ZM56 167V166H55ZM73 167V166H72ZM72 167L69 169V170H71L72 169ZM94 167H96L97 168V166L96 165H94ZM215 167H217V165H215ZM256 167V166H255ZM34 168V167H33ZM58 168V167H57ZM57 168H55V169H57ZM75 168V167H74ZM122 168V169H121ZM198 168V169H197ZM218 169H219V167H217ZM249 168V167H248ZM27 169H28V167H27ZM32 169V168H31ZM51 169V168H50ZM67 169V171L64 169V172L66 171V172H68L69 170ZM111 169V168H110ZM124 169H126L125 171H124ZM42 170V169H41ZM48 170V169H47ZM62 170V169H61ZM80 170V169H79ZM80 170V171H81ZM86 170V169H85ZM112 170V169H111ZM225 170V169H224ZM255 170V169H254ZM36 171V170H35ZM53 171V170H52ZM96 171V170H95ZM252 171V170H251ZM22 172H23V170H22ZM34 172V171H33ZM59 172V171H58ZM57 172V173H58ZM71 172V171H70ZM74 172V171H73ZM79 172V171H78ZM86 172V171H85ZM93 172V171H92ZM106 172V174L104 175V173ZM221 172V171H220ZM250 172V171H249ZM253 172V171H252ZM50 173V172H49ZM53 173L55 174V172L53 171ZM203 173V174H202ZM21 174V173H20ZM23 174V173H22ZM25 174V173H24ZM31 174V173H30ZM70 174H72V173H70ZM87 174V173H86ZM231 174V173H230ZM245 174V173H244ZM252 174V173H251ZM26 175V174H25ZM29 174H27L26 175V178H29V176H28ZM52 175V174H51ZM50 175V176H51ZM66 174H64V176H65ZM79 175V174H78ZM93 176H94V174H92ZM91 175V176H92ZM99 175V176H100ZM211 175V176H210ZM90 176V177H91ZM93 176H92V181H93ZM98 176V177H99ZM223 176V175H222ZM237 176V175H236ZM240 177H241V175H239ZM242 176H244V175H242ZM77 177V176H76ZM98 177H96V178H98ZM31 178V177H30ZM73 178V177H72ZM83 178V177H82ZM81 178V179H82ZM89 178V177H88ZM122 178V179H121ZM201 178V179H202ZM99 179H100V177H99ZM200 179V180H201ZM240 179V178H239ZM69 179H67V181H68ZM77 180V179H76ZM84 180V179H83ZM199 180V179H198ZM210 180V179H209ZM209 180H207V181H209ZM24 181H26V180H24ZM60 181V180H59ZM70 181V180H69ZM74 181V180H73ZM91 181V180H90ZM91 181V182H92ZM94 181H96L95 180V178H94ZM92 182V184L93 183H95V182ZM204 181L205 180H203V183H204ZM211 181V180H210ZM206 182V181H205ZM63 183V182H62ZM70 182H68V184H69ZM72 183V182H71ZM70 183V184H71ZM78 183V182H77ZM201 183H202V180H201ZM208 183V182H207ZM58 184V183H57ZM66 184V183H65ZM69 184V185H70ZM74 184V183H73ZM199 184H200V182H199ZM205 184V183H204ZM31 185H33L32 183H31ZM62 185V184H61ZM67 185V184H66ZM192 185V186H191ZM201 185V184H200ZM199 185V186H200ZM207 185V184H206ZM37 186H39V185H37ZM71 186V185H70ZM204 185H202L201 187H203ZM240 186V185H239ZM242 186V185H241ZM30 188H31V186H29ZM210 187H212V186H210ZM39 188V187H38ZM60 188V187H59ZM207 188V187H206ZM210 189V188H209ZM66 190V189H65ZM203 190H204V188H203ZM202 190V192H204ZM207 190V189H206ZM212 190H213V187H212ZM242 190V189H241ZM199 191V190H198ZM209 191H211V190H209ZM44 192V191H43ZM74 193V192H73ZM72 193V194H73ZM169 193H173L172 194V196H171V194L169 195ZM180 193H182V195L183 196H177L178 194H180ZM209 193V192H208ZM37 194H39V192L37 193ZM41 194V193H40ZM177 194V195H176ZM210 194H212V193H210ZM33 195H34V193H33ZM36 195V194H35ZM43 195V194H42ZM41 195V196H42ZM63 195V194H62ZM62 195H61V197H62ZM66 194L64 193V195H63V197L65 196ZM88 195V194H87ZM91 195H93V193L91 192ZM91 195H88V196H91ZM202 195H204V194H202ZM202 195H201V197H199V199L198 200H201V198H202ZM215 195V194H214ZM40 196V195H39ZM69 196V195H68ZM76 196V195H75ZM112 196V197H111ZM113 196H115V197H120V198H124V200H121L122 202H120V201H116V200H110V198H113ZM213 196V195H212ZM33 197V196H32ZM72 197V196H71ZM74 197V196H73ZM181 197V198H180ZM204 197V196H203ZM42 198H44V197H42ZM60 198V197H59ZM75 198V197H74ZM95 198V197H94ZM106 198H109V200H107ZM217 198V197H216ZM220 198V197H219ZM65 199H67V198H65ZM65 199H63V201H61V202H65ZM68 199H70V198H68ZM88 199V198H87ZM106 199V200H105ZM181 199V200H180ZM206 199V198H205ZM209 199V198H208ZM213 199V198H212ZM71 200V199H70ZM69 200V201H70ZM78 200V199H77ZM85 200V199H84ZM89 200V199H88ZM118 200V199H117ZM202 200H204V198L202 199ZM211 200V199H210ZM209 200V201H210ZM216 200V199H215ZM214 200V201H215ZM221 200V199H220ZM36 201V200H35ZM48 201V200H47ZM47 201H46V203H47ZM51 201V200H50ZM57 201V200H56ZM82 201V200H81ZM91 201H92V199H91ZM31 201H29L28 203H30ZM33 202H34V200H33ZM37 202V205H36V207L37 208H40V206L42 207L43 206V208H45V206H47V204L45 203V202H43L42 200H41V202L40 201H36ZM35 202V203H36ZM54 202V201H53ZM59 202V201H58ZM67 202V201H66ZM78 202H79V200H78ZM95 202V201H94ZM212 202V201H211ZM215 202H217V201H215ZM24 203L25 204H27V202H25L24 201ZM42 203H45L44 205H42ZM57 203V202H56ZM210 203V202H209ZM220 203H221V201H220ZM21 206H20V205ZM32 204H34V203H30V206H32ZM52 204V203H51ZM50 204V205H51ZM54 204V203H53ZM63 204V203H62ZM66 205H67V203H65ZM79 204V203H78ZM77 204V206H78V208H79V205ZM85 204H86V202H85ZM205 204H207V200H206V203ZM65 205V206H66ZM199 205V204H198ZM210 205V204H209ZM219 205H221V204H219ZM26 207L28 206V204L27 205H25ZM49 206V205H48ZM64 206V207H65ZM81 206V205H80ZM90 206V205H89ZM172 206V207H171ZM204 206V205H203ZM202 206V207H203ZM218 206V205H217ZM63 207V206H62ZM93 207V206H92ZM94 207H96V206H94ZM93 207V208H94ZM111 207V208H112ZM116 207H117V209H116ZM171 207V208H170ZM202 207L200 206V208H199V206H198V208H197V210L199 209V210H202ZM213 207V206H212ZM23 208V210L25 211V212H20L19 210L20 209H22ZM28 208H29V206H28ZM52 208V207H51ZM68 208V207H67ZM82 208V207H81ZM86 208V207H85ZM84 208V209H85ZM166 208V210H165V213L167 212V214L168 215H170V216H168L167 214H165V215H167V216H165L164 215V218H163V216H161L162 218L160 219V216L159 215H163L164 213V209ZM169 208H170V210H169ZM221 208V207H220ZM219 208V209H220ZM60 209V208H59ZM66 209V208H65ZM76 209V208H75ZM74 209V210H75ZM80 209V208H79ZM78 209V210H79ZM87 209H88V207H87ZM91 209V208H90ZM194 210H192V211H194V213L196 212L195 211V208H193ZM206 209H207V207H206ZM40 210V209H39ZM53 210V209H52ZM56 210V209H55ZM54 210V211H55ZM62 210H63V208H62ZM104 210V209H103ZM109 210V208L107 209V211ZM144 210H146V212H145V214L144 215H142V216H140L138 213L140 212V211H144ZM191 210V209H190ZM208 210H209V208H208ZM212 210V209H211ZM217 210V209H216ZM216 210H215V213H216ZM221 210V209H220ZM66 211H68V210H66ZM72 211H73V209H72ZM72 211H70V212H72ZM91 211V210H90ZM170 211V212H169ZM191 211V213H193ZM203 211V210H202ZM94 212H95V210H94ZM103 212V211H102ZM198 212V211H197ZM197 212H196V214H197ZM207 212V210L205 211V213ZM212 212H213V210L212 211H209V213L208 214H206L207 215V217L209 218H212L210 215L212 214ZM53 213V212H52ZM87 213V212H86ZM143 213V212H142ZM201 212H199L198 214H200ZM214 213V214H215ZM219 213V212H218ZM225 213V212H224ZM229 213V212H228ZM56 213H54L53 215H55ZM63 214H64V212H63ZM67 214V213H66ZM79 214V213H78ZM94 214V213H93ZM99 214V213H98ZM105 214V213H104ZM103 214V215H104ZM116 214V215H115ZM173 214V215H172ZM189 214V215H188ZM197 214V215H198ZM202 214V213H201ZM200 214V215H201ZM204 214V213H203ZM223 214V213H222ZM221 214V215H222ZM77 215V214H76ZM100 215V214H99ZM190 215H191V217H192V219H191V217H190ZM196 215V216H197ZM213 215V214H212ZM224 215V214H223ZM225 215H227L226 213H225ZM56 216V215H55ZM59 216V215H58ZM65 215H63V217H64ZM91 216V215H90ZM93 217H94V215H92ZM91 216V217H92ZM96 216V215H95ZM102 216V215H101ZM100 216V217H101ZM106 216V215H105ZM108 216H109V214H108ZM107 216V217H108ZM171 216H173V217H175V218H170ZM71 217H69L67 220H70V218ZM81 217V216H80ZM84 217H87V216H84ZM97 217H98V215H97ZM201 217V216H200ZM205 217V216H204ZM218 217V216H217ZM216 217V218H217ZM221 217V216H220ZM55 218H57V217H55ZM96 218V217H95ZM121 218H120V220L119 221H121ZM172 219V221H174L173 222V224H171L170 223V221H168L169 219ZM177 218V219H176ZM203 218V217H202ZM237 218V217H236ZM50 219H51V222H49L50 224H52L53 225V227H51L50 229H47V230H44V229H42V230H40V228L38 227V225H41L40 223H44V222H48V221H50ZM65 219V218H64ZM84 219V218H83ZM89 219V218H88ZM98 219H99V217H98ZM97 219V220H98ZM101 219V218H100ZM99 219V220H100ZM105 219V218H104ZM113 219V218H112ZM194 219H195V221H196V223H194L193 221H194ZM220 219V218H219ZM72 220V219H71ZM75 220H77V221H75ZM93 220H94V218H93ZM102 220V219H101ZM158 220H160V221H158ZM177 220V221H176ZM206 220H208V219H206ZM211 220V219H210ZM212 220H215V218L213 219L212 218ZM211 220V221H212ZM236 220V219H235ZM239 220V219H238ZM237 220V221H238ZM103 221V220H102ZM108 221H113V220H109L108 219ZM118 221V220H117ZM167 221L169 222V224L167 223ZM211 221H209L208 220V225H207V229H209L210 231H211V228L209 227L211 224H212V222ZM215 221H217V222H215V224H217L218 223V220H215ZM227 221V220H226ZM230 222H231V220H229ZM63 222H62V224H63ZM66 222V221H65ZM68 222V221H67ZM72 222V223H73ZM95 222V221H94ZM99 222H101V221H99ZM99 222H97V223H99ZM128 223V225H126V223ZM199 222H201V221H199ZM205 222V221H204ZM224 223L223 224H225V220L223 221ZM233 222V221H232ZM231 222V223H232ZM91 223H93L92 222V220H91ZM96 223V224H97ZM118 223V222H117ZM219 223H221V222H219ZM38 224V225H37ZM46 224V223H45ZM74 224V223H73ZM74 224V225H75ZM84 224V223H83ZM169 225V228L170 229H167L168 227H165L166 225ZM171 224V225H170ZM214 224V223H213ZM223 224H222V226H223ZM47 225V224H46ZM66 225V224H65ZM72 225V224H71ZM70 225V226H71ZM113 225V224H112ZM123 225V226H122ZM126 225V226H125ZM173 225H175V226H173ZM240 225V224H239ZM61 226V225H60ZM69 226V227H70ZM80 226V227H79ZM97 226H98V224H97ZM117 226V225H116ZM125 226V227H124ZM173 228H172V227ZM212 226V225H211ZM218 226V225H217ZM27 227H29L30 229L29 230H27L28 228ZM38 227V228H37ZM88 227H91V226H88ZM100 226H98V228H99ZM103 227V226H102ZM108 227V226H107ZM186 227H187V229H186ZM192 227V228H191ZM214 227V226H213ZM215 227H216V225H215ZM219 227L221 228V226L219 225ZM224 227V226H223ZM228 227V226H227ZM234 227V226H233ZM239 227V226H238ZM82 228V229H81ZM95 228H96V226H95ZM95 228H94V230L92 231V227H91V231H92V233L94 234V232H95ZM115 228V227H114ZM139 228V229H138ZM192 230H191V229ZM225 228V227H224ZM72 229V230H71ZM86 229H90V228H86ZM173 229V232H171V230ZM197 229V228H196ZM195 229V230H196ZM214 229V228H213ZM223 229V228H222ZM230 229V228H229ZM234 229V228H233ZM44 230V231H43ZM104 230V229H103ZM115 230V229H114ZM168 230H170V232L168 231ZM189 230V231H188ZM226 230V229H225ZM88 231V230H87ZM102 231V230H101ZM105 231V230H104ZM110 231V230H109ZM112 231V230H111ZM110 231V232H111ZM121 231H122V229H121ZM146 231H148L147 233L148 234H144V232H146ZM168 231V232H167ZM190 231L193 233H190ZM83 232V233H82ZM96 232H98V234L97 235H93L92 233H89V234H91V236H94V240L92 239H90V238H88V239H90L92 242L94 241V243H92L91 242V246H95L96 245V243L98 242H100V240H102V238H104L103 237V235H102V233L99 235V233H100V231H96ZM113 232V231H112ZM111 232V233H112ZM116 232V233H117ZM217 232V231H216ZM104 233H107V232H104ZM109 233V232H108ZM115 233V234H116ZM167 233H168V235H167ZM196 233V234H195ZM201 233V232H200ZM207 233H208V230H207ZM86 234H87V232H86ZM114 234V233H113ZM194 234L197 236V237H195L194 236ZM202 234H203V231H202ZM205 234V233H204ZM203 234V235H204ZM213 235V232L212 233H210L209 235ZM99 235V236H98ZM110 235H112V234H110ZM125 235V234H124ZM192 235H193V237H192ZM209 235H207V236H209ZM216 235V234H215ZM96 236H98V237H96ZM102 236V237H101ZM159 236V237H158ZM163 236V235H162ZM170 236V237H169ZM174 236L172 235V237L174 238ZM200 236V235H199ZM206 235L204 236L205 238L207 237ZM96 237V238H95ZM119 237V236H118ZM164 237V236H163ZM163 237L162 238H160V240L162 239V240H164L163 239ZM195 237V238H194ZM202 236H200V238H201ZM204 237H202L203 238V240L205 239ZM106 238H107V235H106ZM111 238H112V236H111ZM123 238V237H122ZM193 238V239H192ZM192 239V240H191ZM208 239V238H207ZM213 239V238H212ZM130 240V241H129ZM151 240V239H150ZM173 241V239L171 238L169 241ZM211 240V239H210ZM87 241V240H86ZM106 241V240H105ZM158 241V240H157ZM169 241H167V242H169ZM208 241V240H207ZM217 241V240H216ZM104 242V241H103ZM163 243L165 242V241H162ZM193 243H195L194 241H192ZM204 242H206V241H204ZM68 243H70L69 245H67ZM120 243V242H119ZM159 243H160V241H159ZM174 242H172V244H173ZM207 243V242H206ZM90 244V243H89ZM93 244H95V245H93ZM106 244V243H105ZM155 244V243H154ZM166 244V243H165ZM184 244H185V246H184ZM198 244V243H197ZM67 245V246H66ZM155 245H157V244H155ZM161 245H162V243H161ZM164 245V244H163ZM174 245V244H173ZM172 245V246H173ZM199 245V244H198ZM100 246V245H99ZM102 246V245H101ZM142 246V247H141ZM150 246V245H149ZM158 246H159V244H158ZM181 246V245H180ZM196 246V245H195ZM202 246V245H201ZM90 247V246H89ZM88 247V248H89ZM156 247V246H155ZM160 247V250H163L162 248H161V246H159ZM164 247V246H163ZM167 247V246H166ZM175 247H176V244L173 246V248L175 249ZM177 247H179V246H177ZM191 247H194V246H192L191 245ZM145 248V247H144ZM154 248V247H153ZM157 248V247H156ZM169 248H170V246H169ZM203 248V247H202ZM171 249V248H170ZM184 249V248H183ZM192 249V248H191ZM194 249H197L196 247L194 248ZM199 249V248H198ZM154 250H156V249H154ZM153 250V251H154ZM167 250V249H166ZM182 249H180V251H181ZM185 250V249H184ZM193 250V249H192ZM192 250H190V248H189V250L187 251V252H189V253H191V256H190V259H192L193 258V256H194V254H195V256H196V253L195 252H193ZM203 249H201V251H202ZM205 250V249H204ZM203 250V252H205ZM85 251V250H84ZM117 251V252H118ZM147 251V250H146ZM190 251H192V252H190ZM218 251V250H217ZM83 252V253H82ZM165 252V251H164ZM177 252V251H176ZM182 252V251H181ZM186 252V253H187ZM202 252V253H203ZM221 252V251H220ZM111 253V254H112ZM153 253V252H152ZM158 253V252H157ZM161 253H163V252H161ZM185 253V254H186ZM194 253V254H193ZM200 253V252H199ZM211 253V252H210ZM102 254V253H101ZM100 254V255H101ZM107 254V255H108ZM173 254V253H172ZM178 254V253H177ZM184 254V255H185ZM204 254V253H203ZM213 254V253H212ZM85 255V256H84ZM96 255V254H95ZM113 255H115V254H113ZM117 255V254H116ZM170 255H171V253H170ZM169 255V256H170ZM181 256V258L183 257V258H185V257H187V255H190V254H188L187 253V255L186 256ZM200 255V258L202 259V261L196 256V258L197 259H199V262H201V264L203 263V259H204V257H202V256H205V254L204 255H202L201 253L199 254ZM93 256V255H92ZM106 256V255H105ZM120 256V255H119ZM147 256V255H146ZM153 256H154V254H153ZM160 256V255H159ZM163 256L165 257V255L163 254ZM172 256V255H171ZM209 256V255H208ZM217 256V255H216ZM95 257V256H94ZM98 257V256H97ZM96 257V258H97ZM100 257V256H99ZM104 257V254H102L101 255V258H103ZM108 257H110V256H108ZM114 257H116V256H114ZM125 257V256H124ZM125 257V258H126ZM167 257V256H166ZM166 257H165V260L164 261H166ZM180 257V256H179ZM179 257H177V258H179ZM212 257V256H211ZM111 258V257H110ZM149 258V257H148ZM153 258V257H152ZM156 258V257H155ZM160 258V257H159ZM163 258V257H162ZM176 258V257H175ZM174 259V260H177L178 261V259ZM182 258V259H183ZM195 258V259H196ZM215 258H217V257H215ZM244 258V257H243ZM93 259V258H92ZM95 259V258H94ZM98 259V258H97ZM117 259V258H116ZM145 259H147V257L145 258ZM145 259H143V260H145ZM161 259V258H160ZM164 259V258H163ZM170 259V258H169ZM168 259V260H169ZM186 259V261H184ZM185 259H183V260H181V262L183 261L184 262V264H188V262H189V264H192L191 263V260L189 259V257H188V259L187 258H185ZM210 259V258H209ZM223 259V258H222ZM240 259V258H239ZM248 259V258H247ZM91 260V259H90ZM112 260H114V258H112ZM111 260V261H112ZM118 260H119V258H118ZM142 260V261H143ZM156 262H158V259L156 258ZM171 260H173V259H171ZM189 260V261H188ZM194 260V259H193ZM193 260H192V262H193ZM207 260V259H206ZM241 260V259H240ZM244 260V259H243ZM96 261V260H95ZM132 261V260H131ZM142 261H140V262H142ZM155 261V260H154ZM198 261V260H197ZM210 261V260H209ZM217 261V260H216ZM222 261V260H221ZM224 261V260H223ZM100 262V261H99ZM98 262V263H99ZM119 262H121L120 260H119ZM134 262V261H133ZM138 262H137V264H138ZM148 262H150V261H148ZM161 262H162V260H161ZM168 262V261H167ZM176 262V261H175ZM174 262V263H175ZM182 262V263H183ZM186 262V263H185ZM198 262V263H199ZM206 262H208V260L206 261ZM213 262V261H212ZM219 262V261H218ZM245 262V261H244ZM100 263H102L103 264V262L101 261ZM111 263V262H110ZM112 263H113V261H112ZM111 263V264H112ZM115 263V262H114ZM122 263V262H121ZM151 263H153V262H151ZM163 263V262H162ZM178 263V262H177ZM180 263V262H179ZM209 263V262H208ZM233 263V262H232ZM237 263V262H236ZM105 264V263H104ZM109 264V263H108ZM124 264V263H123ZM128 264V263H127ZM150 264V263H149ZM154 264H155V262H154ZM165 264V263H164ZM167 264V263H166ZM181 264V263H180ZM195 264H197V262L195 261ZM216 264V263H215Z\"/></svg>", "mask_w": 264, "mask_h": 264}]
</instances>
